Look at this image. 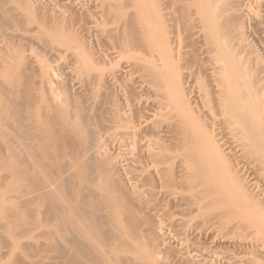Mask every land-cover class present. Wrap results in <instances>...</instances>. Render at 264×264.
Wrapping results in <instances>:
<instances>
[{"label": "bare ground", "instance_id": "bare-ground-1", "mask_svg": "<svg viewBox=\"0 0 264 264\" xmlns=\"http://www.w3.org/2000/svg\"><path fill=\"white\" fill-rule=\"evenodd\" d=\"M3 1H5V2L9 1L10 2L11 0H3ZM22 1H24V3H22L21 1L19 3V0H18L17 3H19V4L17 5L15 0H13L12 1L13 3L11 2V4L17 5L16 11H18L20 8H21V10L23 9L21 12L22 16H23V13H25V12L29 13L31 10H33L34 5H32V7H29L30 4L26 3L29 0H22ZM68 1L69 0H67V2L66 1L65 2L68 3ZM72 1H70L71 4H73ZM83 1L84 0H81L80 2H83ZM110 1H108V2H110ZM112 1L110 3H108L106 0H104V1L100 2V4H98V2H99L98 1L97 4L94 5V7H91V5L86 6L89 3L88 0L86 2L84 1V3H83V4H85L86 7L81 3L85 7L83 9L84 14L83 15L81 14L82 17L83 16L88 17L89 14L92 15V12H90V11L92 9H96V10H98V13L100 12V14L102 16L95 12V13H93L91 18H93L94 14L96 17L99 15V17L103 18L105 20V22L107 23L106 24L105 22H102L103 21L102 20V21H100V23L102 22V25L101 24L98 25V23H99V22H97L98 20L96 19L97 21H93V20H95V18L92 20L90 18V15H89L88 20H87V21H89L91 19L93 22H95V23L97 22V24H95L90 20L94 26L97 25V27H95V28L93 27V29H95L94 31L98 32V33L94 32V34L96 33L95 35H97V34H99L98 36L105 35L106 37L109 38L110 43H108L107 41L106 42L108 44L106 42H104L107 44V45L105 44L107 47L105 48V47H103L105 45H102V47L105 48L103 50L106 51V49H108L106 51V54L109 51V53L111 55V56H109V53H108L109 57H114V56L123 57L124 56L122 58V60L123 59L126 60L125 56H128V55H130V58L133 57L132 61H130V62L125 61L126 63L125 62H124V64L122 63L123 65L120 66L121 69L118 68V71H116L114 73L112 71V74H111V72H109L111 74L109 77H106L107 75L104 74L103 73L104 71L102 72V70H100L99 72H94V70H95L94 67H96V69H98L97 66H99V64L94 63L91 60L90 55L87 54V52H85V51H84L85 53L81 52L82 50H84L82 48V45H79L80 49L82 48L81 51H80V49H77V48H79L78 46H75L76 43L78 44V42L75 43L74 37L78 41V38L76 37V36H78V34L76 36H72V34L77 33L76 31L74 33L72 30L78 26V23H80L81 20L83 21V19H81L82 17L77 16L79 13L78 10L80 8L77 10L78 7L77 8L74 7L75 5H78V3L75 4L76 3L75 2L74 3L75 5H73V6L69 4L70 7L72 6V9L70 10V8H68L69 12H72L73 7H74L73 12H75V8H76V12H77V13L75 12L76 16H74L75 13L73 14V16L71 13H70L71 15H69L67 13L68 12L67 11V7H68L67 5H66L67 6L66 11L67 12H65L63 10V9H65L63 4L61 5V6H63L61 8V10H63L64 12L59 11L60 10L59 8H58L59 10L55 9L59 13H57L55 10H53V12L55 11L57 13V15L55 16L56 18L60 17L59 19H61L63 17V19H64V20L63 19L62 20L57 19L59 21V23H57V24L60 25V23H63L62 21H64L66 23V25H64V26H66L65 28L67 29V31L73 32V33H71V35H70V33L68 34L66 31H65V33L68 35H66L64 33V31H63L64 35L61 34L60 31L62 30V28L64 30H66L62 24H61V26H62L61 29H60V26H58V25H57V27H59L58 29H56L57 27L54 28L53 25H51L52 28H51V26L48 27V28H51L52 30L47 29V26H49L51 24L48 22H50V19L53 20L51 14H50V13H52V10L49 13L50 14L49 17L51 16L50 19H49V17H48V20L46 19L47 18L46 14L48 12L45 14V17H44L45 20L43 18L41 19L42 24L45 23V21L47 20L46 23L48 25L47 24L43 25L46 28L43 27L40 23L36 24V26L38 25V28L35 27L34 24L36 23L35 21L37 20L36 16L38 13L36 15H32L30 13L28 15L25 13L24 14L25 16H23V18L25 17L24 19H26V23L24 22L25 21L24 19H23V22L25 24L29 25V21L30 22L33 21V23H31L35 27V28L33 27L34 28L33 30L35 31V29L37 28L38 29L37 32L40 33L41 36L42 35L45 36L46 41H47V39H49V41L47 43H49V42L52 44L53 43L54 44L59 43L58 45H60L63 48L65 47L66 49H68L67 51H68L69 55H71L69 52V51H71V53H72L71 56H73L72 59H74L75 62L78 64L77 68L79 69V71H81V73H83L84 78L86 77L88 80L90 79V80L94 81L95 84H97L99 88H101V87L105 88L106 90L105 89L104 90L107 91V94H108V92H110V94H112V95L118 94V96L116 97L117 99H118V97H119V99L122 98L124 94L126 95V93L123 92V91H125V89L127 91L132 90V89L131 90L127 89V87L129 85L127 82H125V80L129 79V76H128V78H126V75L137 73L141 76L140 77L141 79L144 77L145 81H146V82L144 81L145 84L140 82L141 79L139 77L136 78L135 75H131V76H134L136 79H139L141 87L143 85L148 86L147 82H149V86L151 84V87L148 86L149 88L152 89L153 88L152 85L155 86L154 89L158 88L157 89L158 93L157 92L156 93H157V96H159V98H155V99H157V100L159 99V102L162 101V103L161 102L160 103L163 104L166 108L164 107V109H161V110L163 111L166 109L165 111L169 112V114H170L169 115L168 113H166L164 111L163 113H166V114L162 115V113L158 112L164 118V120L166 118H168L164 122V123H166V126H163L165 124H163L162 126L159 125L160 127H164L165 131L163 128H160L161 130H159V131L160 132L163 131V134H169V135L173 134V133L174 134L172 137H170L171 135L165 136L161 133L162 135L160 137L164 136L166 138L163 137L164 140H161L160 144H156V145H160V147L159 146L154 147L155 149L152 150V147H153L151 145L152 143H149V142L152 141L155 144V142H156L155 140L158 141V139H159L158 133H160V132H156V131H155L156 134H158V135L155 134V137L157 136L156 139L154 141H153V139L152 140L150 139V138H152L151 136L154 137L153 131H154V129H156L155 127L157 126V124L155 125L154 129H152V133L149 135L148 133H150L151 131L148 132L149 131L148 127H146V128H148V131H147L148 133L146 132L145 127H143V129H145L144 131H140V129H142L140 126L141 125L140 123H138L136 121L138 123L137 124L138 128H139L138 129L135 126L136 124L134 125L135 122L133 123V121H131L130 119H126L128 121L129 120L131 121L130 123H128V121L126 123H128L129 125L133 123L132 127L135 126V128H137L140 132H143V133L139 134V133H137V132H139L137 130H136L137 132L135 130H134L135 132L130 131L131 129H133L130 127L131 126L130 125L128 128H125V130L127 132L125 131L123 134V131H122V135L123 136L127 135L126 137H128V136L131 137L132 140L131 139L130 140L132 141V143L129 141L130 144H134L133 142H135L136 143L135 145H137V147L135 145L134 146L137 149H139L138 148V146H139L140 147L139 150L143 151V153L141 152L143 154L142 158L139 159V157H138L137 159L140 160L141 162L146 161L147 164H150L153 166L154 170H151L153 168L152 167L150 168L149 167L150 165H148V169L150 168L148 171L147 167H146L147 166L146 163H143L145 165L144 166V165H141L142 163H140V161L135 162V160H134V164L137 163L139 166L138 165H137V167L135 166L136 168L134 166L133 167L138 172H140V174H138V180L136 179L137 177L135 175H134V180L135 181L137 180V182L139 181L144 186L142 185V189H140L141 187L138 185L139 187H137L136 190L133 189V191H134V192H132L133 194L128 193L129 195H132L133 197L126 195V193L123 192L124 188L121 189L122 186L118 187L119 189L117 187L114 188L115 187L114 185L118 183L117 180H119V177H121L120 175L118 176V179L115 177H112L113 179L116 180L115 182L113 181L114 187L111 186L112 183L111 184L108 183L110 185V188L118 189L117 191L114 190V192L112 189L111 194L115 193V195L112 196L109 191H108L109 193L107 192V188L108 189H110V188L107 184H104V182L107 183L106 181L101 180L102 178L104 180L106 179L107 176L105 177L104 175L99 176V178L102 177V178H100V180L102 181L101 185L104 184L105 186H101L102 188L100 187V189L98 191H94L95 189L92 188L93 189V191H92V189L88 188L89 184L91 186L90 178L87 181H85L86 178H88V176L86 178H84L86 175L83 176L82 174L90 175V173H92V171H93V173H92V175H93L95 172H97L96 169H98V172L101 174V171L103 169L105 170V169L109 168L108 172L111 170L112 171L114 170L113 172L110 173V175L112 176V173L115 174L117 172V169H118V168H116L117 162L113 161L115 163L112 162L113 163L112 165H115V166L112 167V165L110 166L111 162L109 164L107 163V162L112 161V160L101 159V158L99 159L98 158V155H100L101 152H99V150H98L99 148H97V152H99V153H97L95 151L96 150L95 146H97V144H95V143H99L102 135L100 138H98V141H97V138L95 137L96 136L95 131H94L95 135L93 134L95 138H93L92 134H90V135H92V138H91V136H89V134L87 135L85 126H84L83 122L81 121V118L70 117L71 113L74 114V112H72V111L69 113V111L66 109V111H64V113H63L60 108L59 109L61 111L57 108L54 110L52 109L51 111L49 110L47 112L45 110V107L43 108V105L45 103H47V100H46L47 98H46V95L43 96V95L37 93L38 89H40L37 86V84L39 85V83H37V81H39L38 78H41V79L44 78L43 80L50 78V71H49L50 67H47L44 64L45 66L42 65V67L40 69V66H38L37 69H39V70H37V71H39V72H36L37 74L35 73L36 75H34V77H33V75H31L32 73H30L28 75L27 72L30 71L29 69H32L33 67H35V65H36L35 63L38 62V61H36L37 59H34V57L32 55H30V53L28 54L29 56L26 55V53H24V55L22 56V53H23L22 51H21V55H19L20 50L14 49L15 52L12 51L10 53L9 51H11V50H8L10 48H7V50L5 49L4 53L7 51L10 53V55L12 54L13 56H15V54L17 53L16 55H18V56H16L15 58H12L8 55L10 57V59L7 56V58L9 60H7V58H6V61H5V57H6L5 56L6 53H5L4 54L5 57H3L4 60H2V62L3 61H5V62L3 64H2V62H0L5 67V69L7 68L5 70L1 67L2 69H0V80H1L0 82L2 83V85L4 87H6L8 89V91H6L7 89L3 90L6 92V94H5V92H3L2 96H0V264H43L46 261L47 257H45V255H44L45 248H44V245H42V243L40 242V238L43 234L41 235L40 231H41V229L44 228L43 226L46 225V223L48 221V220L47 221L44 220V221H46V223L43 222V219H45V217H43V216L48 215L45 211L47 209L50 211L54 209L55 213H56L55 209H57V213L58 214L60 213L62 216V218H60V219H62L66 223L72 224L71 229L73 231H71V232H74V236H75V233H76V235L78 234L77 236L79 237V241H80V236H81V238L84 240L83 242L86 243V245L84 243H83V245L85 247L88 246V248H87L88 250H86L84 248V251L86 252V253L85 252L83 253L84 255H86V258L84 259L85 261L83 260L84 261L83 262L80 259L83 264H168L167 263L168 260L166 261V263L163 261V259H162V261L164 263L160 261L161 259H159V258H161L162 256L160 257V255H159L160 251H158V249L156 247H154V248H156L157 250L154 248H151V247L155 246V243L153 241L152 242L154 244L151 243V241H149V243L146 242L147 246H150L149 248L146 246V244L144 246L142 245L145 243V240L148 238L147 235H145V233H147L148 235L150 234L149 236H151V233H149L148 231L151 228V226L154 227V224H153L154 220H153V216H152V218H150V219H152V221H149L150 219L148 220L147 216H144L145 217L144 218V217L140 216L139 214L142 213V215H144V214L148 215V216L151 215L152 214L151 212L155 211V209H156L155 205L159 201V199L160 200L163 199L164 202L166 201V203H167L168 199L170 198L171 202L168 201L167 204H169V202H170V203L176 204L177 206L178 205L181 206V204H183L184 202H189L188 204H190L191 206L194 205V209L196 211V212L193 211V206H192L193 212L191 211L192 212L191 215H193V213H197V212L201 213V215L203 213V215H204L205 212L207 213L206 210L210 211L209 208H211L213 205L215 206L213 208L214 212H215V210H217L219 208L218 206L220 205L223 208L220 207V209L218 211L219 214L218 213L214 214V217L212 216V218L215 220V215H217V217H218V215H219V217H220V215H225V217L227 216L230 218L229 219L226 217L230 221H232L234 218H235L234 221H236L237 219L241 220L242 218H245V219H242L245 221L246 216L245 217L243 216L244 215L243 212H246V211H244L243 209H245V210L247 209L246 207L248 206V203L250 201H251L250 204L254 205L253 208H255L256 203L260 202L259 199H256L259 202L255 200V198H257V197L253 198L256 202L252 199L248 200L251 197L248 198L249 196H248L247 192H250L253 190H249L250 188H246V183L243 184L241 182L243 180V178H242L243 176L242 177L239 176L240 175L239 171H241V170L243 171L244 169H242V168L246 167L247 164H250V166H252V168L254 166V168L258 169V171H260V172L262 171L260 173V176L264 177V175H263L264 174L263 173V171H264V100H263L264 95H262V93H260L258 91V89L261 87L260 85H259L258 89H255L256 86L258 87V83L260 84V82H264V80H261L262 78H264V76L261 77L262 74L260 75L258 73L259 71H262V70L261 69L258 70V68H257L258 66H257L256 67L257 69H255V70L256 71L258 70L256 73H258L260 75L261 78H258V79H260L261 81L258 83L256 82L257 81V80H255L256 77H259V76H257L258 75L257 74V75H255L256 76L255 79H254V77L250 78V81L252 79H254L251 81V83L247 82L249 79L248 77H250V76L252 77V75L256 74L254 69L253 70L251 69V67L255 68V66H253L254 63L252 64L251 63L252 61L250 59H249L251 61L250 63L252 64V66H251V64L249 65V62H248V65L250 66V68H248L247 65H243L244 64L243 61H245V63H246L248 61V59L247 60H245V59L248 56H251L253 52L250 53V51H251L250 48H249L250 51L248 48H247L248 50H246L245 47H247L248 45L245 44V46L243 45L244 47L243 46L242 47L246 50V52L249 51L250 54H248V52L247 53L244 52L242 50L243 48L240 46V48L242 50L241 52L245 53L244 55H247V56H244V58H245L244 59L242 56L243 53L240 55L239 54L240 51H239L237 54V56L239 55V57H237L236 54H234L233 52L235 50V53H237L236 50H238L240 48L237 49L238 46L236 44L234 45V44L230 43V42L235 43L234 42L235 40H231L229 42L230 39L236 38L238 36L237 34H239L237 32V29H236V32H235L234 28H233L234 30L230 29V25H232V23L234 24V21L237 20V19H235V18H237L235 16L239 12H240L239 14H241V12H242L241 18L242 17L245 18L244 14H246L249 11V9H248V11L246 10L247 9L246 7H248L250 3L247 4L248 6L247 5L242 6V3L240 5V3L237 2L239 4L240 8L242 6V9H240V10H243V7H245L244 11L246 10V12L244 13L243 11H240V10L237 11L239 9V8H237L238 4L237 3L233 4L234 2H236L235 0H226V1L220 0V2H219V0H214V1L212 0V2H215V3H212L211 0H208V2H204L207 0H190V4H188L186 2V1L189 2V0H129V4H126L124 2V0L123 1L120 0L123 4L122 3L120 4V2L118 0H116V1L119 2V4H114L116 1L115 2L113 1V3H112ZM125 1H127V0H125ZM216 1H218V3ZM228 1H232L231 4H233V6L230 4L229 7L230 8H233V7L237 8V10L235 9V11H234V8H233L234 12H232V9L229 11L230 8H228V10H227V7H226V8H224V10L226 9L227 11H229L230 13L232 12V13L229 14V12L225 11V13H228V14H226L227 16L225 14H222L223 15L222 16L221 13L222 12L224 13V10H221L220 12H218V11H219L220 7L228 6V5H226V4L230 3V2L228 3ZM242 1L240 0L239 2H242ZM246 1H247V3L249 2L248 0H245L243 2H246ZM260 1L261 0L257 1V3L258 2L260 3ZM65 2H63V3H65ZM91 2L94 3V1H91ZM95 2H96V0H95ZM177 2H179L181 4V6H179V5L176 6L178 4ZM199 2L202 3V5H200V7L203 6L202 8L204 9L205 8L204 6H206V10L208 9L207 12H206V10L204 11L206 13H203V12H201V11H203V10H201L202 8L201 9L199 8V15L202 16V18L200 19V17L197 14L199 19L201 20V21L199 20L200 21L199 24L201 25V22L205 23L204 26L206 28H208L207 30L209 31L210 30L209 27L211 26V28H213V23L215 22V25H214L215 29L213 28L212 29L213 32H211L212 31L211 30L209 32L210 34H207L208 33L207 30L202 28L203 27L202 25L199 26V27H201L200 30L195 29V28H198V26H196V24L199 25L198 24L199 21H198V18L196 17V15H193V12H194L193 9H195L194 8L195 5H196L195 6L196 8L199 7ZM124 3L127 6V8H129V9L131 8L129 12H123V10H128L125 7ZM203 3H206V4L209 3V4L204 5ZM219 3H221L223 5L220 6ZM262 3H263V0H262ZM27 4H29V5L27 6ZM31 4H33V2ZM113 4L115 6L124 5V7L126 9H124V8L122 9L123 6L121 8L118 6V9L120 8L122 11L116 12V10L119 11L120 9L118 10L116 7L115 10H113V8L115 7ZM82 5H79V7H81ZM61 6H59V7H61ZM207 6H208V8H207ZM172 7L173 8L175 7L174 8L175 13L172 11V10H174V9H172ZM252 7H254V5ZM132 8H133V10H132ZM249 8H251V7H249ZM259 8H261V7H259ZM28 9H29V11H28ZM38 11H40V10H38ZM80 11H81V13H83L82 9ZM60 12L63 13L62 17L58 16V14L60 15ZM195 12H198V9H197V11L195 9ZM235 12H236L235 16L232 15ZM64 13H65V15H64ZM66 13L68 14L67 16H66ZM252 14H254V13L252 12ZM229 15H232L233 18L230 19ZM32 16H35L36 18H34ZM193 16L196 17L197 19L193 18ZM224 16L226 18H229V21L233 20V22L230 21L232 23H229L228 19L226 20L227 22H225L224 19H226V18H223V19L221 18ZM39 17H40V14H39L38 18ZM41 17H43V15ZM76 17L77 18L80 17V19H81V20L79 19L80 22ZM87 17H85V18L87 19ZM258 17H259V15H258ZM56 18H54V19H56ZM217 18L218 19L221 18V19L219 21H217L218 20ZM238 18H240V16H238ZM195 19L198 21L196 24H195V22H196ZM255 19H256V17H255ZM43 20H44V22H43ZM73 20H75V22H76L74 24V25H76V27L72 24V22L74 23ZM222 20L225 22V24L228 25L227 27H229L228 31L226 30V33H225L226 35H224L223 33L225 32L224 30L227 28L225 27V29H224L225 24H224V22H222ZM55 21L53 20V22L56 24ZM87 21L85 24L79 25L81 27H79L78 29H79V31L82 30L81 32L85 31L86 33H88V31H89L90 32L89 34H92L91 31H93V30H91V28H90V27H92L90 25L91 23L89 24L90 21L89 22H87ZM38 22H40L39 19H38ZM220 22L223 24L222 27L219 25V24H221ZM243 22H245V21H243ZM103 23H104V25H103ZM257 23H258V21H257ZM80 24H82V23H80ZM40 25H41V27H39ZM218 25H219V29L223 28L222 30L224 32H222L221 29H220L221 31H219V29H216V27L218 28ZM261 25H262V23H261ZM179 27L181 28V30L179 29ZM232 27H234V25L231 26V28ZM40 28H42V30L43 29H46V30H43V32H42L40 30ZM53 28L56 30H54ZM177 28L180 30L181 33L183 31V34L185 37H183V36L181 37V36L177 35V33L179 32V30H176ZM31 29H32V26H31ZM76 29H74V30H76ZM229 29L233 30L232 31L233 33H228L230 31ZM39 30H40V32H39ZM173 30L178 31V32L175 33ZM201 30L204 31V33H206V35L203 32H201ZM214 30H216V31H214ZM172 31L178 37L182 38V39L180 38L179 40H178V38H176V40H177V41H175L176 46L171 44L172 42L174 43V41L171 40L172 36L173 37L176 36V35H174V33H170ZM214 32H216V33H214ZM169 33L172 35H169ZM202 33L204 34V36L207 37V38H205V41H207L209 38L214 39V40H212L213 46H215V48L217 49V51H215L216 50L215 48H214L215 50L209 49L208 47L210 45H206L207 42L204 43L205 41H203L202 43L205 46H208V47H206V50H207V48L209 49V51L207 50L208 52L206 50H204V52H203L204 55H205V52H207L206 57L210 53L211 55L215 56V57L212 56V58L214 57L213 60L218 61L219 59H218L217 55H219V54L221 55V53H219V51L221 52L222 50H224V52L222 51L224 53V54H222V56L225 59L220 57L219 62H216V63L221 64V66H218V64H217L219 69L216 66V63L211 59L210 55L208 56V57H210V59L208 58L206 60H208L209 62L213 61L215 63V64L213 63L215 66H213V65H212L213 67L211 66L213 69L209 68L212 63L209 64V66L205 67V65H208V64H206L207 62L204 63V60H202V59H201L202 62H200L199 61L200 58L196 56L197 55L196 53H194V52H196V48H200V46H201V48L205 47V46H202L203 44H201V43H200V46L197 47V45H199L200 40H202L201 38L203 37V39H204V36ZM211 33H214V34H211ZM227 33L230 34L229 40H226L228 38ZM198 34H200V36ZM222 34H223V36H222ZM180 35H182V34H180ZM197 35H198V37H201V35H202V37L199 38L200 40L197 38V40H199V42L194 39ZM207 35L208 36L212 35L214 37L209 36V38H208ZM240 36H242L241 33L239 34L238 37H239V39H243V41L241 40L243 43L244 38H243V36L242 37H240ZM224 37H225V39H223ZM256 37H257V35H256ZM168 38L171 40V42H166V40ZM169 39L167 41H169ZM210 39L208 40L209 43L211 41ZM71 40H73L74 42L72 41V43H71ZM187 40H190L191 42L197 41V42H195L197 44L195 45V43H193L194 46L191 47V48H193V50L190 48L193 51V54L190 53L192 51L189 49V47H188V49L190 51L187 50L188 53L185 50V49H187L186 48L187 45L190 46V43L189 44L186 43ZM190 41H188V42H190ZM79 42H80V40H79ZM100 42H102V40ZM184 42H185V44H184ZM69 43H71V46ZM73 43H75V44L73 45ZM165 43L167 46L165 45ZM228 43L230 46L228 45L226 49H228V47L230 49H232L235 46H237L236 49H234V50L232 49V51L230 50L231 52L230 51L227 52V50L225 49L224 46H226ZM72 45H73V47H72ZM232 45H234V47H232ZM10 46H8V47H10ZM108 46L110 47V49L108 48ZM13 48L14 47H12V49ZM210 48H213L212 43H211ZM66 49H65V51H66ZM168 49H171V50L173 49L174 52L176 51V53H177L176 56L172 55L173 56L172 57L171 54H173L174 52L170 53V50H168ZM194 49H195V51H194ZM166 50H168V51H166ZM18 51H19V53H18ZM211 51H213V52H211ZM156 52H158V53H156ZM166 52H168L170 54V57ZM215 52H217V55ZM226 52L228 54L230 53L231 56L228 57V54H227L226 55L227 57H226L225 56ZM136 53L137 54L143 53V55H147V56L149 55L150 57H148V58H150V59L144 58L147 56L143 57L142 54L137 55ZM103 54L105 55V52ZM188 55L191 56V58L193 55H194L193 58H195V56H196V58H198V61L194 62V61H196V58L190 59V57ZM19 56L20 57L22 56V58L20 60H22L24 62L23 64L18 63V61H20ZM105 56L107 57V55H105ZM186 56L190 59V61L193 60L192 62L195 63V68L198 64L203 65V63H204V66H202V68L205 67L203 69V71H206V68L210 69V70L208 69L209 71L207 70L206 72H210L212 70L210 72V75L207 74L208 76H211V77H212V75L214 76V74H212V73H214L218 69L217 71H218L219 75H217L218 73H215L214 78L216 79V77H217L215 84H219V85L215 86V90H213L214 88L212 89L213 85L211 86L210 84L212 83L213 80H215L213 77L211 78V81H209L210 84H207V86L210 85L209 88H211L212 93L207 92L209 90V88L207 86H206V88L208 90H205V88L203 87L205 85L202 84L203 86H201V84L200 85L198 84V86H201L204 88L205 91L203 92L204 93L203 94L202 90L200 91L201 87H197V85H195L196 83L194 84V86L197 87L198 92H196V88H194L193 90L195 91V93L193 95L195 96V99H194L195 101L198 99V107L201 104H205V106L209 105L208 107L212 108L210 111L206 107V109H208V112H206V110L203 109V108H205L204 105L201 106L202 108L197 107V110H199V111L202 109L205 110V112L208 114V115L206 114L207 120L203 119L201 117V116L205 115L204 112H200L201 116L200 115L198 116L199 113L196 111L198 113L197 114L194 111L196 109H194V110L191 109V107H190L191 104L190 105L188 104L189 106L186 105L187 103L185 101V98H186V95L188 93L187 90L191 89L190 88L191 85L193 88V84H191V81H192V79L194 77V73H195V72L191 71L192 70L191 68H194L193 67L194 64L192 66L190 64V62L188 61V58L186 59ZM3 58H1V56H0V59H3ZM216 58L218 60H215ZM235 58L237 60H235ZM184 59H186V61L189 62L188 66L190 67L191 70L189 69V67L187 68V66H186L187 62ZM238 59H239L240 65H236L235 61H237V63H238ZM240 60H241V62H240ZM175 61H176V63H175ZM198 62H200V63H198ZM95 64H98V65L96 66ZM74 65H76V64H74ZM14 66L17 67V69L23 70V72H19V73L16 72L15 71L16 69H14V70L12 69V68H14ZM242 66H244V67H242ZM184 67L189 69L191 72L190 71L187 72L188 71L187 69H185V71H186L185 72L183 70ZM214 67L216 69H214ZM245 67L247 68L248 71L247 70L246 71L249 75H247V73H245L244 75L248 76L247 77L248 79L244 78L246 76H243L242 78L238 79V77H241L242 76L241 74H243L245 72V71L243 72V70H241L242 73L240 74L241 71L238 68H240V69L244 68V70H245ZM199 68H201V66H199ZM250 69L252 72H254V73H252V75H251V71H249ZM196 70H199V71H197V73H195V74H198V72H199V74L203 75L204 72L201 73L202 69L200 70L197 68ZM91 71L94 73H92ZM193 71H194V69H193ZM26 75H28V76H26ZM83 75H81L80 78ZM202 75H200L199 77H201ZM205 75H206V73H205ZM205 75H203L202 78ZM207 75H206V80L210 78V77L208 78ZM263 75H264V73H263ZM47 76H49V77H47ZM218 76H220V78ZM45 77H46V79H45ZM196 77H198V76H196ZM131 78L132 77H130V79ZM136 79L134 82L137 83L138 81H136ZM186 79H188V82L191 79V81L188 83V85H190L189 88L187 87V83H186L187 80ZM194 79H195V77H194ZM245 79H246V81H245ZM43 80H40L41 83H43L42 82ZM143 80L144 79H142V82H143ZM203 80H205V77ZM84 81H86V80H84ZM183 81H185L184 85H186V86H184L182 84ZM200 81H198V82L200 83ZM242 81H244V82L242 83ZM46 82H47V80H46ZM94 82H93V84H94ZM193 82H195V81H193ZM252 82L256 83V85L254 86V83L252 84ZM41 83H40V85H41ZM121 83H122V85H121ZM131 83H133V81L132 82L130 81L129 87L133 88L132 86L135 83H133L132 85H131ZM123 84H124V86L126 85L125 88H124ZM212 84H214V81ZM263 85H264V83H263ZM183 86L185 89L187 87L186 93H183L185 91V90L183 91V89H184ZM252 86H254L255 91H254ZM0 87H1V85H0ZM36 87H38V88H36ZM141 87L139 86V89H142ZM216 87H218L219 90H217ZM137 88H138V86H137ZM137 88L135 87V90ZM144 88H145V86L143 87L142 90H144ZM198 88H199V90H198ZM263 88L264 87H262L260 89L263 90ZM36 89H37V92H36ZM48 90H49V92H51L50 94H52L53 89L52 90L48 89ZM135 90L133 89L132 90L133 92H131V93L133 94L135 92ZM147 90H148V88H147ZM151 91L150 92L152 94L155 93V92L153 93V89ZM154 91H156V90H154ZM189 91H191V90H189ZM194 91H191V92H194ZM214 91H216V93L218 95H216V93H214ZM206 92L211 93L212 95L214 93L215 97L212 95H211L212 96L211 97L209 94H206ZM255 92L257 93V95L260 94L261 97L257 96ZM258 92H259V94H258ZM263 92H264V90H263ZM120 93L123 95L121 96ZM129 93H128V95H129ZM131 93H130V95H131ZM182 93L185 95V97L183 96ZM197 93L200 95L198 96ZM110 94H109V97L111 98L112 95L110 96ZM119 94H120V96H119ZM106 95L103 99L107 98ZM209 96H210V98H213V99L212 100L209 99ZM114 97H112L111 99L107 98L105 100H107V101L113 100V99L115 100L116 98H114ZM125 97L128 98L129 96L126 95ZM262 97H263V99H262ZM130 98H131V96H130ZM122 99H124V98H122ZM128 100H129V98H128ZM128 100L124 99L125 102ZM194 100H192V101L194 102ZM209 100H211L210 102L213 103L212 104L213 106L210 105ZM54 101H56L55 96H54ZM54 101L52 98L51 102H54ZM64 101L65 100H63V102ZM103 101L101 100L99 102L101 103ZM107 101H104V102L106 103ZM113 101L112 102L110 101L111 103L107 102V103H110V105L107 104L108 105L107 107L109 110V107H112L111 104L113 103L112 105H113V108L115 107V109H111V110H113L115 112V113L114 112L113 113L116 115L113 114L111 116L110 114H108V112L110 110L108 111L106 109L107 108L106 105L103 103L101 105L104 106V107L102 106L104 108V111L105 110L108 111L107 113L105 111V113L110 115V118H112L111 120H113V118H114V120L116 119L119 121V119H123V117L118 118L122 114L120 113L121 111L120 112L116 111V107L119 106V104L121 103V100H120V102H118V104H116L115 101L114 102ZM184 101H185V103H184ZM192 101L188 102V100H187L188 103H192ZM128 102H129V105H131L132 107L134 106L132 103L130 104V100ZM156 102L158 103V101H156ZM160 103L158 105L159 108H160V106L163 107L162 105H160ZM195 103L197 104V102H195ZM195 103H193V104L195 105ZM55 104H57V103L55 102L54 105ZM136 104H137V102H136ZM193 104H192V106H194ZM40 105L42 106L43 110H45L46 112L41 109ZM66 105H68V104H66ZM122 105L120 104L121 107H118V108L121 109ZM137 105H135V106H137ZM138 106H140V105H138ZM38 107H39V114L37 112ZM53 107L55 108V107H57V105L53 106ZM103 108H102V112H104ZM136 108H138V107H136ZM143 108L146 109V107H143ZM194 108H196V107H194ZM142 109L140 108L141 111H144V109L143 110ZM24 110H25V112H24ZM40 110H42V111H40ZM134 110H135V108H134ZM149 110H150V108H149ZM192 110L194 112H192ZM52 111H54V112H52ZM125 111H127V109ZM153 111H154V109H153ZM42 112H44L43 113L44 115L43 114L41 115ZM65 112H68V113L66 114ZM78 112H79V110H78ZM111 112H109V113H111ZM122 112H123V110H122ZM13 113L15 115H20V117L18 118V116H17V118H18V119L16 118L17 120L15 118L13 119V116H14ZM194 113H196L197 115ZM201 113H203L204 115H202ZM11 114H13V115H11ZM76 115L77 114H75V116ZM124 115L125 114L123 113L122 116H124ZM166 115L167 116L169 115V116L167 117ZM71 116H74V115L71 114ZM164 116H166V117H164ZM14 117H16V116H14ZM126 117H128V115ZM10 119H13L16 121L12 122L13 120H10ZM139 119H140V116H139ZM148 119H149V117H148ZM149 120H151V119H149ZM149 120H148V122H149ZM41 121H43L42 122L43 124L41 123ZM115 121H113V123H112V124H114V128L119 129V128H123L124 126H126V124L125 125L120 124L118 126V124L120 122H118L117 126H116L115 123L117 121L116 122ZM124 121H125V118H124ZM163 121H161V123ZM207 121H208V123H207ZM140 122L142 123L141 120H140ZM152 122H153V120H152ZM152 122H151V124H153ZM204 122L207 123L206 128H205ZM97 124H99V123H97ZM44 125H46V126H44ZM122 125H123V127H121ZM144 125H146V123ZM153 126H154V124H153ZM159 126H157L158 129H159ZM106 128H107V126H106ZM109 128H110V126H109ZM100 129H102V128H100ZM95 130H97V129L95 128ZM150 130H151V126H150ZM129 131H130V133H129ZM91 133H92V131H91ZM144 133H146L145 134L146 136L148 134V136L150 137V138L148 137V139H150V141H148V139L146 138ZM102 134H103V132H102ZM135 134L139 138L138 141L136 140L137 139L136 136L134 137ZM56 135H58V136H56ZM59 135L61 138L62 137L63 138L62 139L59 138ZM55 136L57 137V139L59 138L61 141H59V139H58V141L55 140V138H56ZM80 136H81V138H82V136H84V137L89 136V138H91V140H90L91 142L88 140V137H87V139L83 138L84 139L83 141H81L82 139H80L81 142H77V141L75 142V140H73V139H77V137L80 138ZM51 137H52V139H50ZM53 137H55V138H53ZM130 137L124 138V142L127 143L128 142L127 140ZM132 137H134V139ZM168 137H169V140L171 138V140H170V141H172V142H170L171 144L168 142L169 141ZM47 138L52 140V142L48 139L50 141V143H46V141L49 142L48 140H46ZM120 138L121 137H119V140H120ZM145 138H146L145 141H147L151 145L150 146L146 142L147 146L146 145L145 146L148 148L150 146V148H149L150 150L147 148L145 150H143L145 148L143 146L145 144V141H144ZM29 139H30V141H33V143H34V140L38 139V140H36V141H38V143H34V144L36 146L38 144V147L40 146V151L43 148L42 151H44V153L41 151L40 152L41 155H37L39 153H37L35 155L37 150L34 151V149H36L37 147L32 142L29 143L28 142ZM31 139H33V140H31ZM95 139H96V141H94ZM105 139H103V140L101 139V141H104V142L102 143L100 141L101 142V143H99L100 145L98 144L99 147L102 145L101 146L102 149L100 147V150H103V147L108 146L109 145L108 143L112 144V142L110 141V138H108L109 140L107 139L108 143H107V141H105ZM115 139H116V137H115ZM165 139L168 140L167 141L168 143L166 142L165 144H167V145L169 144L168 146L165 145V147L168 148V147H170V145H172L174 143L178 146V148L180 150H181V148H183V149L181 151L178 149L179 152L177 150V154H176L175 152H176L177 146L176 145L174 146V144H173L170 147V149H172L174 147L173 151H171L169 148H168V150H169V152L170 151L173 152V153H171V155L172 154L173 155L176 154V155L175 156L169 155L170 153L165 151V149L163 148L164 145L162 144V141L165 142ZM72 140H73V142H72ZM142 140L144 143L142 142ZM26 141L28 142V144H31V145H27ZM41 141L45 142V143L43 142L44 145H43V143H40ZM92 141L94 143H92ZM113 141H114V139H113ZM116 142H117V140H116ZM121 142H123V139ZM104 143L108 144V145H104ZM32 144L34 146H32ZM161 144L163 145V147L161 146ZM29 146H32V147H29ZM92 146L95 147L94 151L98 155L96 153H95L96 155L94 153H92V151H93ZM224 146L228 147V149H227L228 152H227V150H224V148H225ZM37 149L39 151V148H37ZM54 150H56V151L54 152ZM88 150H92V151H90V154H92V155L94 154L95 156H97L94 160H96L97 158L100 161L104 160L103 164H102V161L98 162V163H96V161H95L96 164H94V162L91 161V160H93L91 158H90V160L88 158L89 161L87 162L85 159L88 157V154H89L87 152ZM139 150H137V151H139ZM146 150H148V151L144 153V151H146ZM156 150H158V151H156ZM174 150H175V152H174ZM46 151H48V152H46ZM132 151H134V150H132ZM140 151H139V154L137 153L138 155L141 154ZM81 152L82 153L85 152V154L88 153L86 155V158H84L82 156L83 154L80 155ZM70 153L74 154V156L80 155L85 160V163H84L83 162L84 160L80 161L82 159L80 157H78V160H79L78 162H80L79 164L82 165V167H80L81 170L77 169L78 165H79V164L77 165L78 162H77V160H75L77 157L76 158L74 157L75 159L72 158L73 155H71ZM66 154H70V156L73 160L71 159L72 161L68 160L67 162H63V160H60V157L61 156L62 157L67 156ZM101 154L104 155V153H101ZM70 156H69V158H70ZM89 157H91V155ZM100 157H101V155H100ZM111 157H113V156L111 155ZM102 158H103V156H102ZM143 159H144V161H142ZM124 160H126V159H124ZM105 161L107 163V166L109 165L108 167L105 165L106 163L104 164ZM120 161H122V160H120ZM90 162L92 164H94L95 166L99 163H101L102 165L100 164V165H98V168L97 167L95 168ZM83 163H84V165H83ZM89 163L93 166L92 171L88 167V166H90V165H88ZM242 163H245V164L242 165L241 169H239L240 168L239 166ZM118 164H117V166H118ZM103 165L106 166V168L100 167ZM127 165H129V164H127ZM132 165H133V163L131 165H129L128 168L126 167V170L129 169V167ZM235 165H238L239 168L238 167L236 168ZM143 166L146 168H144ZM114 167H115V169H114ZM133 167L132 168L130 167L129 170L134 173L135 169H133ZM67 168L69 169V171H67L68 170ZM101 168H103V169L101 170ZM247 168H248V166H247ZM247 168L245 170H247ZM252 168H250V169L248 168L250 173L253 172V175L250 174V176L252 175L253 178L254 177L256 178V176H259V175H257V174H259V172L256 169H254V168L252 169ZM144 169H146V170H144ZM236 169L237 170L239 169V170L237 171ZM65 170H66V173H65L66 175L70 172L71 173L68 174V176H66L64 174ZM87 170L88 171L90 170V173H86ZM250 170H253V171H250ZM254 170H256V173H255L256 176L254 174ZM73 171H74V173H73ZM106 172H107V170H106ZM99 173H96V176L99 175ZM102 173H104V172H102ZM176 174H178V175H176ZM110 175L107 178L111 177ZM78 176H80V178L83 180L81 181V179ZM81 176H83V178ZM115 176H116V174H115ZM130 176H132V174H130ZM77 177L80 179L79 184H78V181L77 182L74 181V180H78V179H75ZM204 177L206 178V180ZM129 178H131V177H129ZM261 178H259L260 180L259 179H257V180L261 181V183H262L264 180H263V178L262 179ZM72 179H74L73 181L75 183L72 181ZM113 179H111V180H113ZM203 179L205 180L204 184H203V182H204ZM106 180L110 181L108 179H106ZM132 180H133V177H132ZM134 180H133V182H134ZM88 181H89V183H88ZM96 181L97 180H94L95 183H96ZM71 182L74 183L73 184L74 187L76 186V192L74 191L75 193L73 194L75 197L69 191L73 187V186L71 187V185H72V184H70ZM85 182H87L88 185H87V183L85 184ZM137 182H136V184H138ZM243 182H244V180H243ZM76 183H77V185H75ZM254 183L256 184V181H254ZM68 184H70V188L68 187V189H67ZM98 184H100V181H97L96 185H98ZM134 184L135 183H133L132 186ZM263 184L264 183H262V186H263ZM204 185H206V187ZM226 185L228 187H226ZM252 185H253V183H252ZM249 186H247V187H249ZM97 187H99V185ZM133 188H135V187H133ZM127 189L129 190L130 188H127ZM223 189H225L226 191ZM66 190L69 191L67 193H70L74 198L73 199L74 201L69 202L68 205L63 204L65 201H63V203H61V200L63 198L61 197V195L59 196V192L65 194L64 191H66ZM83 190L84 191L87 190V192L85 193ZM125 190H126V188H125ZM185 190H186V192L188 190H190L192 193L191 196H190V194L187 195L189 193V191L187 192V194H185L186 193ZM110 191H111V189H110ZM131 191H132V188H131ZM181 193L184 195H187L189 197L183 196ZM63 194H62V196H63ZM229 195H231V196H229ZM233 195H236V196H233ZM72 196L69 195L70 198ZM87 197L89 199H87ZM233 197L235 198V200L232 199ZM70 198H69V201H72V200H70ZM165 198H166V200H165ZM86 199L90 200V201H87ZM155 199H157V201ZM154 201H155V203H154ZM243 201H244V203L246 201V203H245V204H247V205H245L246 207L240 206L241 204H244ZM252 201L255 204L252 203ZM263 201L261 203H263ZM161 202H163V201H161ZM161 202L159 201L158 202L159 204L157 203V205L160 206ZM67 203H68V200H67ZM234 203H235V205H233ZM261 203H259L257 206L258 210L256 208L255 209L257 211V214H259V215L261 214L260 215L261 218L263 217V219H264V216H262L263 210L261 207V205H262ZM173 204H169L168 206H166V204H165L164 206L169 207L171 205V208H173L172 207ZM215 204H218L217 209H215L216 208ZM176 205H174V206L176 207ZM196 205L198 208H195ZM45 206L47 208L43 209V208H45ZM55 206H56V208H55ZM161 206H163L162 203H161ZM180 206L177 208L179 209ZM185 206H186V204L184 205V207ZM184 207H183V209H184ZM242 207H243V209H242ZM171 208H168V209H171ZM173 209H175V208H173ZM186 209H187L186 215H188L190 213V212L188 213V211H189L188 209H191V208H189V205H188V207H186ZM186 209H185V211H186ZM213 209L211 208V210H213ZM263 209H264V207H263ZM158 210L156 212H158ZM180 210H182V209H180ZM249 210L252 213L253 209L251 207L249 208ZM50 211H48V212H50ZM183 211L184 210H182L181 213L184 215L185 213H183ZM256 211L255 212L253 211L254 212V214L252 213L253 217H255V215H257ZM258 211L259 212L261 211V213H258ZM214 212L211 211L210 213H207V214H209V216H210V214L213 215ZM250 212H246L248 214V216H249ZM51 213H52V211L50 212V214ZM100 213H104L103 216H101V218L99 216V218L102 219V217H103L104 218L103 221L106 220V222H105L106 225L104 224V222L102 220H101V222L99 220V223L95 222V221H97V219H98L97 216ZM178 213L180 214V212H178ZM206 213H205V215H206ZM246 213H245V215H246ZM159 214H160V212H159ZM159 214H157V215H159ZM168 214H170V213H168ZM198 215L200 216V214H198ZM259 215H258V217L257 216L256 217L259 218ZM263 215H264V213H263ZM92 216L96 217V220L93 221V219L91 218ZM160 217H162V215ZM165 217H166V215H165ZM183 217H186V216L184 215ZM179 218H180V216H179ZM223 218H222V220H223ZM252 218L251 217L249 218V220H251L252 224L251 223L248 224L247 225L248 228L246 226H244L243 228H245V227L247 229H251L253 227L259 228V226L261 224H259L257 222L259 224V226H258V224H256L257 227L254 226L255 225L254 223H256V222H255V220H253L255 218H253V219ZM263 219H262V221H263ZM171 220H174V219H171ZM182 220H184V219L182 218ZM182 220L179 219V222L177 220L178 224H181L182 222L184 223L185 220L184 221H182ZM240 220H238V222H241ZM76 221H78V222H76ZM148 221L152 222L151 224H153V225L149 226ZM174 221H176V218ZM247 221H248V219L245 221V225L248 223ZM259 221H261V220H259ZM185 222H187V221H185ZM76 223H78V224H76ZM102 223L104 224V226ZM172 223H173V221H172ZM74 224H76V226ZM242 224H244V222ZM263 224H264V222H263ZM48 225H49V223H48ZM73 225L75 227H73ZM155 225H156V222H155ZM239 227H242V226H238V228ZM154 229H155V227L153 229L151 228L150 230L153 231ZM257 229H255V230L257 231ZM259 229H261V230H259ZM259 229L258 230L260 232H262V228H259ZM252 230H254V229H252ZM156 234H159V233H156ZM156 236H158V235H156ZM262 236H264V230H263ZM141 238H143L145 240L143 241V239H142L143 242L141 241L142 243L141 242L138 243L141 240ZM263 239L264 238H262V240H261L262 242H263ZM48 241H49V239H48ZM65 242H67V241L65 240ZM68 243H70V242H68ZM151 244H153V246H151ZM156 244H158V243H156ZM70 246H73V248H74V243L72 242V245H70ZM76 246L78 247V245H76ZM259 246H260V244H259ZM259 246L257 245V248H259ZM261 246H260V249H261ZM46 248H48V247H46ZM76 249H78V248H75V250ZM51 250H52V248H51ZM75 250L73 251V254H74ZM262 250H263V247H262ZM77 251H79L81 254V251L79 249L76 250V252ZM79 252H77V254ZM129 252H132L133 254H131ZM80 254H78V255H80ZM77 257H79V256H77ZM79 258H81V256ZM79 258H76V259L79 260ZM80 260H79V262H80ZM171 261H173V260L171 259ZM48 262H49V260H48ZM81 262H80V264H81ZM250 262L252 264H254L255 260H252ZM250 262H249V264H250ZM255 264H259V262H256ZM261 264H263V263H261Z\"/></svg>", "mask_w": 264, "mask_h": 264}, {"label": "rangeland", "instance_id": "rangeland-1", "mask_svg": "<svg viewBox=\"0 0 264 264\" xmlns=\"http://www.w3.org/2000/svg\"><path fill=\"white\" fill-rule=\"evenodd\" d=\"M13 0H11L10 2L9 1H7V2H5V1H3V0H0V56H1V58H3V57H5V61H6V58H7V56L9 55L10 57H12V58H15L16 56H18V55H16L15 54V56H13L12 54L10 55V53L13 51V52H15L14 51V49L15 50H20V53H19V51H18V53H19V55H21V51L23 52L22 53V56L24 55V53H26V55H28L29 53H30V55H32L33 57H34V59H37L36 61H38V62H36L35 64V67H33L32 69H29L30 71H28L27 72V74L29 75L30 73H32L31 75H33V77H34V75H36L37 73L36 72H39V71H37V70H39V69H37L38 68V66H40V69H41V67H42V65L43 66H47V67H50V69H49V71H50V78H48V79H46V77H45V79L47 80V82H46V80H43L44 78H38V80L40 81V80H43L42 82L43 83H41V81L39 82V81H37V83H39V85L37 84V86L40 88V89H38V92H37V89H36V92L37 93H39V94H41V95H46V100H47V103H45L44 105H43V108L45 107V110L48 112L49 110L51 111L52 109L54 110V109H61L62 110V112L64 113V111H66V109L69 111V113L72 111V112H74V114L73 113H71L72 115H74V116H71V114H70V117H78V118H81V121L83 122V124H84V126H85V129H86V134L88 135L89 134V136H91V138H92V135L94 134L95 135V132H96V138H97V141H98V138H100L101 137V135H102V137L100 138V141H101V139L103 140V139H105V141H107V143H108V138H110V141L112 142V144L111 143H108V144H105L104 143V145H108V146H105V147H103V150H100V147L102 146H98V144L99 143H103L104 141H99V143H95V144H97V146H95L96 147V150H95V147H93V151L92 150H88L87 152L90 154V151H92V153H96L97 152V148H99L98 150H99V152H101V153H104V155H102L101 153H100V155H101V157H100V155H98L97 153H99V152H97L96 154L98 155V158L100 159H109V160H112V161H109V162H107L108 164L110 163V166L113 164V163H115V162H117V164H118V166H117V164H116V168H118L117 169V172L115 173L116 174V176H115V174L114 173H112V176L110 175V173L111 172H113L112 170L111 171H109L108 172V170H109V168L108 169H103V168H101V174L98 172V169H96L97 170V172H95L93 175H92V173H93V166L96 168H98V165H100L101 163H99V164H97L96 166L94 165V164H96V163H98V162H101L98 158L96 159V160H94L97 156H95L94 154V156L92 155V154H90L91 155V157H89L90 155L88 154V153H86L85 154V152H81L80 153V155H82L84 158H86V155L88 154V157L85 159L87 162L90 160V158L91 159H93V160H91V161H93L94 162V164H92L91 162V164L93 165H91L90 163L88 164V165H90V166H88L89 167V169L92 171V173H90V170L88 171L87 170V172L86 173H90V175H88V174H82L83 176L84 175H86L84 178H86L87 176H88V178H86V180L85 181H87L89 178H90V183H91V186H90V184L88 185V183H89V181H88V183L87 182H85V184L87 183V185H88V188L89 189H95L94 191H98L99 189H100V187L101 186H105L104 184H107L108 186H109V188H110V185L108 184V183H112V185L111 186H113V181L115 182L116 180L115 179H113L112 177H115V178H117L118 179V176L120 175L121 177H119V180H117V184H115L113 187L114 188H118V187H121V189H123L124 188V191L123 192H125L126 193V195H128V196H132V195H129V194H133L132 192H134L133 191V189H137V187H141L140 189H142V183H140L139 181L137 182V180H138V174H140V172H138L135 168L137 167V163L136 164H134V160H135V162H137V161H140V160H138L137 158L139 157V159L140 158H142V153H143V151H140L139 149H140V147L138 146V148L139 149H137L136 147H137V145H135L136 143L135 142H133L134 144H130V142L132 143V139H131V137L130 136H128V137H130L127 141L129 142H124V138H128V137H126L125 135L123 136L122 135V131H123V134H124V132L126 131L125 130V128H128L130 125V127L131 128H133V129H131L130 131H133V132H135L136 130L137 131H139L138 129V123H140L139 125L141 126V128L142 129H140V131H144L145 129H143V127H148L149 128V131H148V128H146V132L148 131V132H150V133H148L149 135L152 133V129H154V127H155V125L157 124V126H162L163 124H165V125H163V126H166V123H164L165 122V120L166 119H168V118H166L165 120H164V118L158 113V112H160V113H162V115L163 114H166V113H168L169 114V112H167V111H165V110H161V109H164V105L163 104H161L162 103V101H160L159 102V99L157 100V99H155V98H159V96H157V93H158V91H157V89H154V85H152L153 86V93L155 92H157L156 94L154 93V94H152L151 92V88H149V87H151V84H150V86H149V82H147L148 83V86L147 85H143L142 87H141V84H140V82L141 83H144L145 84V78L143 77L142 79H144L143 80V82H142V79L140 78L141 76L139 75V74H128V75H126V78H128V76H129V79H126L125 80V82H127L128 83V85L130 86V81L132 82L133 81V83H135V84H133V83H131V85L133 84V88H130L129 86L127 87V89H134L135 90V87L137 88V86H138V88L135 90V92L132 94L131 92H133L132 90L131 91H127L126 89H125V91H123L124 93H126V95L127 96H129L128 98H129V100H130V104L132 103L134 106V108H135V110L137 111H135L134 110V108L131 106V105H129V100H128V98H126L125 96V94L123 95V94H121V96L123 95V97L122 98H124V99H126V100H128V101H124V99H122V98H120L119 99V97H118V99L116 98L117 96H118V94L117 95H112V94H110V92H108V94H107V91H105L106 89L105 88H99L98 87V85L97 84H95V82L94 81H92V80H88L86 77V79L84 78V75H83V73H81V71H79V69L77 68V66H78V64L75 62V60L74 59H72V57L73 56H71L72 55V53H71V51H69L70 52V54L71 55H69V53H68V49H66L65 47L63 48V47H61L60 45H58L59 43H47L48 41H49V39H47V41L45 40V36H41L40 35V33H38L37 32V28H38V25L36 26V24H38V23H40L42 26L44 25V24H47L46 22H47V20H48V17H49V15L51 14V16H52V18H53V20L56 22V24L53 22V20H51L50 18H51V16L49 17V19H50V22H48V23H51L49 26H47V29H51L52 28V26L51 25H53V27L55 28V27H57V23H59V21L58 20H62L63 19V13H61L63 10L65 11V12H67L69 9L68 8H70V10L72 9V6L73 5H75V4H77L78 3V5H75L74 7H78L77 8V10H78V15L77 16H80V17H82V15L84 14V8L86 7V6H90L91 5V7H94V5H96L97 4V2H98V4H100V2H102V1H104V0H96V2H95V0H88L89 1V3L85 6V4H83L84 3V1L86 2L87 0H84L83 2H80L81 0H69L68 1V3H66L67 2V0H29V1H27L26 3H29V4H27V6L29 5V7H32V5H34L33 6V10H31L29 13L30 14H32V15H36L37 13V20L35 21L36 23L34 24L35 25V27H37L36 29H35V31L33 30L35 27L33 26V24H31V23H33V21L32 22H30L29 21V25H27V24H25L26 23V19H24L23 18V16H25L24 14L26 13L25 11V13H23V16H22V10H21V8L18 10V11H16V6L20 3V1L22 2V3H24V1H22V0H19V3H17V1L18 0H15V2L17 3V5H14V4H11V2H12ZM70 1H72L73 2V4H71V2ZM91 1H94V3H92ZM107 2L108 1H110V0H106ZM112 1V0H111ZM110 1V2H111ZM114 2L116 1V0H113ZM113 1H112V3H113ZM119 2H120V4L122 3L120 0H118ZM123 1V0H122ZM214 1V0H213ZM223 1H226V0H223ZM236 2H234L233 4H235V3H240V5H241V3H242V6H245V5H247V4H249V6L248 7H246L247 9V11H248V9H249V13L247 12L246 14H244V16H245V18L244 17H242L241 18V14H242V12H241V14H236V12L237 11H239L240 9H242V6H241V8H240V6H239V4L237 5V8H239L238 10H237V8H234V11H235V9L237 10L235 13H233L232 15H234L235 16V14H236V16L235 17H237V18H235V19H237V20H235L234 21V24L232 23L233 22V20H230V21H232V22H230L229 21V18L231 19V18H233L232 17V15H229L230 17L229 18H226L225 16L224 17H221L222 19L223 18H226V19H224V21L225 22H227L226 20L228 19V21H229V23H232V25H230V29H235V32H236V29H237V32L240 34L241 33V35L243 36V38H244V44L242 43V41H243V39H239V34H237L238 36L236 37V38H232V39H230L229 40V36H230V34H228V33H233L232 31L234 30H230L228 33H227V35H228V38L226 39V40H229V42L231 41V40H235L234 42L235 43H232V42H230L231 44H236L237 46H235L234 47V45H232V47H234V48H232L233 50L234 49H236V47H237V49L238 48H240V46L242 47L243 45L245 46V44H247L248 46L247 47H245L246 48V50H248L249 48L251 49V51H250V49H249V51H250V53L251 52H253L252 53V55L251 56H248L246 59L244 58V56H247V55H244L245 53H243V52H241L242 50L244 51V52H246V50L243 48L242 50H241V48L240 49H238V50H236L237 51V53H235V50H234V54H236V56H237V54H238V52H239V54L241 55L242 53H243V58L245 59V60H247L248 59V61L245 63V61H243V65H247L248 66V68H250V64L252 63H254V65L253 66H255V68L254 67H251V69L253 70L254 69V71H255V73L259 70V69H261L262 71H259L258 73L261 75V77H263L264 75H263V73H264V0H263V3H262V0L260 1V3L262 4H260L259 2L257 3V1H259V0H248L249 2L247 3V1L246 2H243V1H245V0H241L242 2H239L240 0H235ZM251 1V2H250ZM254 1V2H253ZM9 2V3H8ZM33 2V4H31ZM63 2H65V3H63ZM76 2V3H75ZM80 2V3H79ZM92 4H91V3ZM110 2H108V3H110ZM119 2H115L114 4H119ZM124 2L126 3V4H129V0H127V1H125L124 0ZM188 4H190V0H189V2L188 1H186ZM201 2V1H200ZM199 2V7H195L194 6V8L196 9V11H197V9H198V12H195V9H193L194 10V12H193V15H196V17L198 18V21L202 18V16L201 15H199V8L201 9L202 7H200V5H202V3H200ZM203 2V1H202ZM204 2H208V0L207 1H204ZM211 2H212V0H211ZM217 3H218V1H216ZM219 2H220V0H219ZM230 2V3H229ZM253 2V3H252ZM13 3V2H12ZM21 3V4H22ZM75 3V4H74ZM85 6H83L82 4ZM111 3V4H112ZM125 3H124V5H125ZM178 4L176 5V6H181V4L179 3V2H177ZM212 3H215V2H212ZM224 3V2H223ZM226 3V2H225ZM228 3L229 4H226V5H228V6H225V7H223L222 5L223 4H221V3H219L220 4V6H222V7H220V9H219V11L218 12H220L221 10H224V8H226L227 7V10H228V8H230L229 6H230V4L232 3V1H228ZM246 3V4H245ZM252 3V4H251ZM64 5V8L65 9H63V10H61V8L63 7V6H61V5ZM72 5L71 7H70V5ZM113 4V5H114ZM123 4V3H122ZM204 5L206 4V3H203ZM207 4H209V3H207ZM206 4V5H207ZM233 4H231L232 6H233ZM261 6H260V5ZM14 5V6H13ZM68 7H67V6ZM79 5H82L81 7H79ZM124 5H122V6H119L120 8L122 7V9L124 8V9H126L127 8V6L125 5V7H124ZM254 5V7H252ZM59 6H61V7H59ZM115 6V5H114ZM118 6H115L114 8H113V10H115V8L117 7V9H118ZM131 6V5H130ZM198 6V5H197ZM239 6V7H238ZM38 7V8H37ZM40 7V8H39ZM66 7H67V11H66ZM74 7H73V10H72V12H67L69 15H71L72 14V16H73V14L76 12V8H75V12H73L74 11ZM205 8L203 9H201V10H203V11H201V12H203V13H206L207 12V10H206V6H204ZM236 7V6H235ZM249 7H251V8H249ZM259 7H261V8H259ZM18 8V7H17ZM60 10H59V9ZM119 8V9H120ZM175 8V7H174ZM173 7H172V9H174ZM207 8H208V6H207ZM222 8V9H221ZM233 8H230L229 9V11L232 9V12H234L233 11ZM255 10H253V9ZM15 9V10H14ZM31 9V8H30ZM40 10V11H38V10ZM59 10V11H61L60 12V15L58 14V16H61L62 18L61 19H59L58 17L56 18L55 16L57 15V13H59L58 11H56V10ZM82 9V12L83 13H81V10ZM118 9V10H119ZM128 10H123V12H129L130 11V9L129 8H127ZM244 9H245V7H243V10H240V11H243L244 13L246 12V10L244 11ZM50 10V11H49ZM51 10H52V13H50L51 12ZM53 10H55L54 12H53ZM132 10H133V8H132ZM131 10V11H132ZM206 10V12H204ZM226 9L224 10V13L222 12L221 13V15L222 14H228V13H225V11H227ZM252 10V11H251ZM28 11H29V9H28ZM63 11V12H64ZM120 11H122L121 9L119 10V11H117L116 10V12H120ZM173 12L175 11V9L174 10H172ZM229 11H227V12H229ZM40 12V13H39ZM48 12V13H47ZM90 12H92V15H93V13H98V10H96V9H92ZM115 12V11H114ZM231 12V13H232ZM252 12L254 13V14H252ZM20 13V14H19ZM29 13L27 12L26 14H28L29 15ZM48 15H47V14ZM50 13V14H49ZM54 13V14H53ZM66 13V16L68 15ZM71 13V14H70ZM77 13V12H76ZM76 13H75V15L74 16H76ZM175 13V12H174ZM196 13V14H195ZM230 12H229V14H231ZM19 14V15H18ZM39 14H40V17L43 15V17H39L38 18V16H39ZM45 14H46V21H45V23H41L42 21H41V19L43 18L44 19V17H45ZM62 14V15H61ZM82 14V15H81ZM89 14V13H88ZM99 15H101L100 14V12L98 13ZM197 14H198V16L200 17V19H199V17L197 16ZM219 14V13H218ZM54 15V16H53ZM64 15H65V13H64ZM90 15V18L92 17V15L91 14H89ZM89 15H88V17H89ZM99 15L96 17L95 16V14H94V16H93V18H91L92 20L95 18V20H93V21H97V22H99L98 23V25H102V22H105V20L103 19V18H100L99 17ZM240 16V18H238V16ZM257 15V16H256ZM258 15H259V17H258ZM31 16V15H30ZM102 16V15H101ZM204 16V15H203ZM220 16V15H219ZM223 16V15H222ZM227 16V15H226ZM254 18H253V17ZM21 17V18H20ZM32 17H34V18H36L35 16H32ZM69 17V16H68ZM80 17L79 18H77L78 20L80 19ZM85 17H87V16H85ZM84 16L81 18V19H83V21L81 20V22H80V20H79V22L80 23H82V24H80V23H78V26L76 27V25H74L76 22H75V20H73L74 21V23L72 22V24L77 28H74V29H76V30H72L74 33H75V31L77 32V33H75V34H72V36H76L77 34H78V36H76L77 38H78V41L76 40V38L74 37V40H75V43L76 42H78V44L76 43V45L75 46H78L79 48H77V49H80V46L79 45H82V48L84 49V50H82L81 51V49H80V51L81 52H87V54L88 55H90V58H91V60L94 62V63H98L99 64V66H97L98 64H95L97 67H98V69H96V67H94V69L96 70H94V72H99L100 70H102V72L104 73V74H106L107 76L106 77H109L111 74H112V71H113V73L114 72H116V71H118V68H120L121 69V65H123L124 64V62L126 61V62H130V61H132L133 60V57H131L130 58V55H128V56H125V58H126V60L125 59H123L122 60V58L124 57H121V56H114V57H109V56H111L110 55V53H109V51H108V53H109V56H108V53L106 54V51L108 50V49H106V51L105 50H103V49H105L107 46V44L108 43H110L109 41V38L108 37H106L105 35H103V36H98L99 34H97V35H95L96 33H98V32H96V31H94L95 29H93V27L95 28V27H97V25H93L92 24V22L90 21H87L88 20V17H87V19L85 18ZM196 17H194L193 16V18H196ZM218 17V16H217ZM252 17V18H251ZM255 17H256V19H255ZM261 17V18H260ZM54 18H56V19H54ZM196 18V19H197ZM220 18V19H221ZM248 18V19H247ZM23 19L25 20L24 22H23ZM38 19H39V21L40 22H38ZM58 19V20H57ZM86 19V20H85ZM97 19V20H96ZM101 19V20H100ZM195 19V20H196ZM218 19V18H217ZM220 19H218L217 21H219ZM240 19V20H239ZM254 19V20H253ZM259 19V20H258ZM263 19V20H262ZM45 20V19H44ZM44 20H43V22H44ZM64 20V19H63ZM103 20V21H102ZM247 20V21H246ZM249 20V21H248ZM28 21V20H27ZM53 23H52V22ZM58 21V22H57ZM86 21L87 22H89V24L92 26V27H90L91 28V30H93V31H91L92 32V34H89L90 32L88 31V33H86L85 31V33L84 32H81V31H79V27H81V26H79V25H83V24H85L86 23ZM100 21H102L101 23H100ZM177 21V20H176ZM197 20H196V22H195V24L198 22ZM201 21V20H200ZM200 21L198 22V24L200 23ZM223 20H222V22H224ZM243 21H245V22H243ZM257 21H258V23H257ZM263 21V22H262ZM63 23H60V25H58V26H60V29H61V24L63 25V27L65 28L66 26H64V25H66V23L64 22V21H62ZM78 22V21H77ZM84 22V23H83ZM97 22L95 23V22H93V23H95V24H97ZM225 22H224V24H225ZM28 23V22H27ZM65 23V24H64ZM106 23V22H105ZM203 22H201V25L203 26L202 28H204V29H208V28H206L205 26H204V24L205 23H203ZM219 23V22H218ZM221 23V22H220ZM228 23V24H229ZM245 23V24H244ZM261 23H262V25H261ZM68 24V23H67ZM107 24V23H106ZM170 24V23H169ZM193 24V23H192ZM41 25L39 26V27H41ZM48 25V24H47ZM56 25V26H55ZM103 25H104V23H103ZM200 24L199 25H197L196 24V26H198V28H195L196 30L197 29H201V27H199V26H201ZM214 25H215V22L213 23V28L215 29V27H214ZM221 27H222V23L221 24H219ZM219 25H218V28L216 27V29H219ZM226 25V26H225ZM224 25V29H225V27L227 28V29H225L224 31L222 30V32H224L223 34L224 35H226L225 33H226V30L228 31V28L229 27H227L228 25L227 24H225ZM234 25V27H232L231 28V26H233ZM254 25V26H253ZM31 26H32V29H31ZM51 26V28H48V27H50ZM246 26V27H245ZM34 27V28H33ZM43 27H45V26H43ZM42 27V28H43ZM42 28H40V30L43 32V30H46V29H43L42 30ZM46 28V27H45ZM53 28V29H54ZM59 27H57L56 29H58ZM213 28H211V26L209 27V31L207 30V34H210L209 32L213 29ZM246 28V29H245ZM56 29H54V30H56ZM66 29V28H65ZM179 29L181 30V28L179 27ZM178 28L176 29V30H179ZM219 29V31H221ZM261 29V30H260ZM40 30H39V32H40ZM52 30V29H51ZM78 30V31H77ZM175 30V29H174ZM173 30V31H174ZM180 30H179V32L178 31H174L175 33H177V35L178 36H183V37H185L184 36V34H183V31H182V33L180 32ZM194 30V29H193ZM198 30V31H199ZM254 30V31H253ZM63 31H64V33H65V31L69 34L70 33V35H71V33H73V32H68L67 31V29L66 30H64L63 28H62V30L60 31L61 32V34H63ZM170 32V33H174V32ZM214 31H216V30H214ZM258 31V32H257ZM41 32V33H42ZM79 32V33H78ZM81 32V33H80ZM94 32H96L95 34H94ZM201 32H203L204 33V31H202L201 30ZM206 32V31H205ZM211 32H213V30L211 31ZM218 32V31H217ZM234 32V33H235ZM256 32V33H255ZM169 33V35H172V34H170ZM174 33V35H176ZM196 33V32H195ZM202 33V34H203ZM214 33H216V32H214ZM214 33H211V34H214ZM243 33V34H242ZM248 33V34H247ZM252 33V34H251ZM255 33V34H254ZM262 33V34H261ZM20 34V35H19ZM60 34V33H59ZM66 34V33H65ZM68 34H66V35H68ZM180 34H182V35H180ZM205 35H206V33H204ZM204 34H203V36H204ZM223 34H222V36H223ZM246 34V35H245ZM64 35V34H63ZM97 37H95V36ZM101 35V34H100ZM175 36V37H173L172 36V38H171V40H173L174 41V43L172 42L171 44H173V45H175L176 46V42L175 41H177L176 40V38H178V40L181 38V37H178V36ZM199 36H200V34H198ZM198 35L194 38L195 40H197V38L199 39V38H201L202 37V35H201V37H198ZM248 35V36H247ZM256 35H257V37H256ZM208 36V35H207ZM209 36H212V35H209ZM209 36H208V38H209ZM233 36V35H232ZM236 36V35H235ZM242 36H240V37H242ZM255 36V37H254ZM212 37H214V36H212ZM227 37V36H226ZM247 37V38H246ZM205 38H207L206 36H204V39H203V37L201 38L202 40H200V42H199V40H197L198 42H199V45H197V47H199L200 46V43L201 44H203L202 42L203 41H205ZM231 38V37H230ZM6 42H4L3 40ZM99 39V40H98ZM102 40V42H100L101 40ZM169 39V38H168ZM167 39V40H168ZM182 39V38H181ZM184 39V38H183ZM210 39V38H209ZM208 39V40H209ZM223 39H225V37L223 38ZM246 39V40H245ZM248 39V40H247ZM79 40H80V42H79ZM166 40V39H165ZM166 40V42H171V40L169 39V41H167ZM205 41L204 43H206V45H210L211 46V43H212V47L213 48H210V46L208 47V46H205L204 44L202 45V46H205V47H202L201 48V46H200V48H196V52H194V53H196L195 55L197 56V57H199L200 58V62H202L201 61V59L202 60H204V63L205 62H207L206 64H208V65H205V67H207V66H209V64H211L210 65V67L209 68H211V69H213L212 67L213 66H215L214 64L216 63V62H219V60H220V57H222V58H224L223 56H222V54H224L223 52H224V50H222L221 52L219 51V53H221V55L219 54V55H217V52H215L216 53V55L218 56V59L216 58L215 60H218V61H214L213 59H214V55H211L210 53L208 54V56L210 55V57H211V59L215 62H213L212 60V62H209L208 60H206V59H210V57H206V54H207V52L209 51V49H213V50H215L216 48H215V46H213V41L212 40H214L213 38H211L210 40V43H209V41ZM242 40V41H241ZM72 41L73 40H71V43H72ZM99 41V42H98ZM108 43H107V42ZM188 41H190V40H187V42L186 43H190V46H188L187 45V49H185L186 50V52L188 53V51L187 50H189L191 47H193L194 46V44L193 43H195V42H197V41H193V42H188ZM225 41V40H224ZM74 42V41H73ZM98 42V43H97ZM104 42H106V43H104ZM185 42H184V44H185ZM227 42V41H226ZM240 42V43H239ZM250 42V43H249ZM71 43H69L70 44V46H71ZM75 43H73V45L75 44ZM81 43V44H80ZM102 43V44H101ZM104 43V44H103ZM159 43V42H158ZM157 43V44H158ZM192 43V44H191ZM209 43V44H208ZM101 46H100V45ZM106 44V45H105ZM197 43H195V45H196ZM240 44V45H239ZM12 46V47H14L13 49H12V47L10 46V47H8V46ZM73 45H72V47H73ZM102 45H105V46H103V47H105V48H103L102 47ZM165 45H166V43H165ZM229 45V43L226 45V46H224L225 47V49L227 48V46ZM16 46V47H15ZM20 46V47H19ZM74 46V47H75ZM167 46V45H166ZM174 46V47H175ZM230 46V45H229ZM6 47V48H5ZM18 47V48H17ZM169 47V46H168ZM188 47H189V49H188ZM206 47H208L207 48V50H206ZM7 48H10V49H8V50H11V51H9V52H5L4 53V51H5V49L7 50ZM17 48V49H16ZM62 48V49H61ZM108 48L110 49V47L108 46ZM173 48V47H172ZM215 48V49H214ZM248 48V49H247ZM65 49H66V51H65ZM192 50H193V48H191ZM190 49V50H191ZM203 49V50H202ZM229 49V50H228ZM228 49H226L227 50V52L228 51H232V49H230L229 47H228ZM168 50H170V53H172V52H174L173 51V49L171 50V49H168ZM168 50H166V51H168ZM189 50V51H190ZM191 50V51H192ZM204 50H206L207 52H205V55H204ZM225 50V51H226ZM26 51V52H25ZM79 51V50H78ZM103 51V52H102ZM194 51H195V49H194ZM199 51V52H198ZM215 51H217V49L215 50ZM230 51V52H231ZM249 51H247L248 52V54H250L249 53ZM84 52V53H85ZM105 52V55H107V57L103 54ZM111 52V51H110ZM211 52H213V51H211ZM225 53V56L228 54V53ZM246 52V53H247ZM3 53V54H2ZM156 53H158V52H156ZM168 55H169V57H170V54L168 53V52H166ZM190 53H192L193 54V51L192 52H190ZM189 53V54H190ZM199 53V54H198ZM201 53V54H200ZM203 53V54H202ZM214 53V54H215ZM4 54H5V56H4ZM137 54V53H136ZM138 54H142L143 55V53H138ZM137 54V55H138ZM166 54V55H167ZM176 51L173 53V54H171V56L173 55V56H176ZM191 54V55H192ZM230 54V53H229ZM228 54V57L229 56H231V54L229 55ZM233 54V55H234ZM3 55V56H2ZM135 55V54H134ZM167 55V56H168ZM204 57H203V56ZM257 55V56H256ZM8 56V58L10 59V57ZM22 56L19 58V60L22 58ZM29 56V55H28ZM70 56V57H69ZM105 56V57H104ZM144 56H147V55H143V57ZM172 56V57H173ZM189 56V55H188ZM196 56H195V58H196ZM212 56H214L213 58H212ZM235 56V55H234ZM241 56V57H242ZM36 57V58H35ZM116 57V58H115ZM120 57V58H119ZM148 57H150L149 55L147 56V57H144V58H147V59H150V58H148ZM190 57V59H195V58H193L194 57V55L192 56V58H191V56H189ZM227 57V56H226ZM237 57H239V55L237 56ZM7 58V60H9ZM17 58V59H18ZM188 57L186 56V59H187ZM242 58V59H243ZM253 58V59H252ZM69 59V60H68ZM129 59V60H128ZM186 59H184L185 61H186ZM190 59L188 58V61L190 62V64L193 66V64H194V68H191L190 69V67L188 66V63L189 62H187V64H186V66H187V68L189 67V69L192 71V72H195V73H197V71H199V70H196L197 68L198 69H202V71H201V73L202 72H204L203 73V75H205V73H206V75L208 74V75H210V72L212 71H210V72H206L209 68H206V71H203V69L205 68H202V66H204V63H203V65H201V64H198V63H200V62H198L197 64V66H196V68H195V63L194 62H197L198 61V58H196V61H194V62H192L193 60H191L190 61ZM225 59V58H224ZM252 61H250V60ZM1 61L0 62H2V60H4V58L3 59H0ZM96 62H95V61ZM178 60V59H177ZM235 60H237L236 58H235ZM5 61H3L2 62V64L5 62ZM99 61V62H98ZM183 61V60H182ZM125 62V63H126ZM185 62V63H186ZM192 62V63H191ZM236 62V65H240L239 64V59H238V63H237V61H235ZM240 62H241V60H240ZM248 62H249V65H248ZM251 62V63H250ZM18 63H20V64H23L24 62L22 61V60H20V61H18ZM43 63V64H42ZM123 63V64H122ZM175 63H176V61H175ZM179 63V62H178ZM177 63V64H178ZM182 63V62H181ZM214 63V64H213ZM256 63V64H255ZM258 63V64H257ZM1 63H0V69H5V67L2 65ZM45 64V65H44ZM74 64H76V65H74ZM161 64V63H160ZM189 64V65H190ZM217 64H218V66H221V64H219V63H216V66H217ZM252 64H251V66H252ZM16 65V64H15ZM213 65V66H212ZM242 65V64H241ZM191 66V67H192ZM199 66H201V68H199ZM212 66V67H211ZM217 66V67H218ZM246 66V67H247ZM258 66V67H257ZM2 67V68H1ZM76 67V68H75ZM236 67V66H235ZM242 67H244V66H242ZM245 67V70H244V68L243 69H240V68H238L240 71L241 70H243V74H241L242 73V71L240 72V74L242 75H240L241 77H238V79L239 78H242L243 76H246V75H244L245 73H247V68ZM258 68V70L256 71L255 69H257ZM101 68V69H100ZM114 68V69H113ZM116 68V69H115ZM186 67H184L183 68V70L185 71V69H187ZM237 68V67H236ZM7 69V68H6ZM5 69V70H6ZM13 70L14 69H16L15 71L16 72H23V70H21V69H17V67H15L14 66V68H12ZM189 69H187L188 71L187 72H189L190 70ZM193 69H194V71H193ZM214 69H216L215 67H214ZM218 69H219V67H218ZM217 69V70H218ZM251 69L249 70V71H251ZM20 70V71H19ZM32 70V71H31ZM36 70V71H35ZM78 70V71H77ZM210 70V69H209ZM208 70V71H209ZM216 70V71H217ZM247 70V71H246ZM34 71V72H33ZM93 71V70H92ZM91 71V72H92ZM106 71V72H105ZM190 71V72H191ZM214 72V73H212V74H214V76H215V73H218V71L217 72ZM94 72H92V73H94ZM108 72V73H107ZM109 72H111V74L109 73ZM186 72V71H185ZM220 72V71H219ZM261 72V73H260ZM263 72V73H262ZM36 73V74H35ZM194 73V77H195V79H194V77H193V79H192V81H191V79H190V81H191V84H193V88H192V85H191V89H189V90H191V91H194L193 89L194 88H196V92H198L197 91V87H201V86H203V85H205V86H203L204 88H205V90H208L207 88H206V86H207V84H210L209 83V81H211V78L213 77L214 78V76L212 75V77L211 76H208V78L209 79H207L206 80V75L204 76L205 77V80H203L204 79V77L202 78V74H199V72H198V74H195ZM252 73H254V72H252L251 71V75H252ZM258 73H256V74H254V75H252V77L250 76V77H248V76H246V77H244V78H246V79H248V81L247 82H250L251 83V81L252 80H254L255 79V75H257ZM257 75V76H259V77H256V79L255 80H257L256 82L258 83V82H260L261 80H264V78H262L261 80L260 79H258V78H261L260 77V75ZM28 75H26V76H28ZM81 75H83L81 78H80V76ZM131 75H135V77L137 78V77H139L140 79H141V81L139 82V79H136L134 76H131ZM200 75H202L201 77H199ZM217 75H219V73L217 74ZM247 75H249L248 73H247ZM196 76H198V77H196ZM47 77H49V76H47ZM130 77H132L131 79H130ZM134 77V78H133ZM219 78H220V76H218ZM248 77V78H247ZM254 77V79H252L251 81H250V78H253ZM198 80H197V79ZM135 79H136V81H138L137 83L136 82H134L135 81ZM201 81H200V80ZM215 79V78H214ZM216 79H217V77H216ZM216 79L215 80H213L214 81V84H212L213 83V81H212V83L210 84L211 86H212V89L213 90H215V86H218L219 84H215V81H216ZM246 79H245V81H246ZM84 80H86V81H84ZM147 80V79H146ZM187 80V81H186ZM185 81H186V83H187V87L189 88V86L190 85H188V83L190 82H188V79H186ZM197 80V81H196ZM1 81V80H0ZM81 81V82H80ZM92 81V82H91ZM145 81V82H144ZM185 81H183V85H184V83H185ZM193 81H195V82H193ZM198 81H200V83L198 82ZM241 81V80H240ZM93 82H94V84L96 85H94L93 84ZM124 82V83H125ZM193 82V83H192ZM244 81H242V83H243ZM40 83H41V85H40ZM92 85H91V84ZM140 85H139V84ZM196 83V84H195ZM246 83V82H245ZM254 82H252V84H253ZM263 83L264 82H260V84L258 83V87L256 88L255 87V89H258L259 88V85L261 86L260 88H262V87H264V85H263ZM44 84V85H43ZM137 84V85H136ZM194 84L195 85H197V87L196 86H194ZM198 84L200 85L201 84V86H198ZM203 84V85H202ZM249 84V83H248ZM263 86H262V85ZM0 85H1V87H0V96H2V94H3V92H5V91H3V90H6L7 88L6 87H4L3 85H2V83L0 82ZM45 87H43V86ZM121 85H122V83H121ZM135 85V86H134ZM209 85V86H210ZM256 85V83H254V86ZM47 86V87H46ZM83 86V87H82ZM123 86H124V84H123ZM126 86V85H125ZM125 86H124V88H125ZM139 86L143 89V87L145 86V88H144V90H142V89H139ZM184 86H186V85H184ZM184 86H183V88H184ZM209 86H207L208 88H209ZM254 86H252L253 87V89H254ZM38 87H36V88H38ZM50 87V88H49ZM53 87V88H52ZM87 87V88H86ZM187 87H186V89H187ZM203 87H201L200 88V91L202 90V93L205 91L204 90V88ZM3 88V89H2ZM91 88V89H90ZM123 88V89H124ZM147 88H148V90H147ZM258 89V91L260 92V93H262V95H264V92H263V90H264V88H263V90L262 89ZM48 89H53V91H52V94H50L51 92H49V90ZM105 89V90H104ZM122 89V90H123ZM151 89V90H150ZM186 89L184 88L183 89V93H186L187 91H188V93H187V95H186V98H185V101H186V105H190L191 104V109H196V110H194L197 114H198V116L200 115V112H204V114L203 113H201L202 115H204V116H201L203 119H206L207 118V113L206 112H208V109L211 111V109L212 108H210V107H208L209 105H207V106H205V104H201V105H199V107L200 108H202L201 106H203L204 105V107L205 108H203V109H205L206 110V112H205V110H197V107H198V99L195 101L194 99H195V96L193 95L194 93H195V91L194 92H191V91H189V90H187L186 91ZM216 89L217 90H219V88L218 87H216ZM255 89H254V91H255ZM151 92H150V91ZM154 90H156V91H154ZM198 90H199V88H198ZM210 90V91H209ZM209 90L207 91V92H211L212 90H211V88H209ZM216 90V91H217ZM262 90V91H261ZM6 91H8V89L6 90ZM40 91V92H39ZM42 91V92H41ZM87 91V92H86ZM98 91V92H97ZM102 91V92H101ZM131 93V95H130V93H129V95H128V93ZM147 91V92H146ZM199 91V92H200ZM216 91H214V93H216ZM257 91V90H256ZM55 92V93H54ZM190 92V93H189ZM206 92V94H209L210 96L212 95L211 93H207ZM259 92H258V94H259ZM34 93V92H33ZM44 93V94H43ZM94 93V94H93ZM99 93V94H98ZM182 93V94H183ZM214 93H213V95L212 96H214L215 97V95H214ZM256 93V92H255ZM5 94H6V92H5ZM107 94V95H106ZM109 94H110V96L112 95V97H114V98H116L115 100L117 101H115L114 99V101H115V103L116 104H118V102H120V100H121V105H122V110H123V112H122V110L121 109H119L118 107H121L120 106V104H119V106L118 107H116V111L118 112H120L122 115H123V113L126 115H128V117H126L125 115L124 116H119L118 114V118H122L123 117V119H119V121L118 120H114V118H113V120H111L112 118H110V115L112 116L115 112L113 111V110H111V109H115V107L113 108V103L111 104V106L112 107H109V110H108V105L107 104H109L110 105V103L113 101V100H105V99H107L108 97H109ZM120 94H119V96H120ZM198 94V93H197ZM204 94V93H203ZM90 95V96H89ZM105 95L107 96V98H105V99H103L104 97H105ZM133 95V96H132ZM157 97H156V96ZM200 94H198V96H199ZM216 95H218L217 93H216ZM256 95H257V93H256ZM54 96H55V100L56 101H54ZM130 96H131V98H130ZM183 96L185 97V95L183 94ZM197 96V97H198ZM210 96H209V99H213V98H210ZM211 96V97H212ZM257 96H259V97H261L260 96V94L259 95H257ZM91 97V98H90ZM111 97V98H112ZM183 97V98H184ZM52 98H53V101L54 102H51L52 101ZM110 97L108 98V99H111ZM204 98V97H203ZM134 99V100H133ZM262 99H263V97H262ZM63 100H65L64 102H63ZM91 100V101H90ZM107 101V102H110V103H105L104 101L103 102H99V101ZM133 102H132V101ZM139 100V101H138ZM158 101V103L156 102V101ZM184 100V99H183ZM187 100H188V102H191L192 100H194V102L192 101V103H188L187 102ZM211 100H209V102L211 101ZM264 100V99H263ZM113 101V102H114ZM124 101V102H123ZM185 101H184V103H185ZM51 102V103H50ZM57 103V104H55L54 105V103ZM62 102V103H61ZM96 102V103H95ZM123 102V103H122ZM136 102H137V104L138 105H140V106H138L137 104H136ZM150 102V103H149ZM195 102H197V104L195 103ZM200 102V101H199ZM70 103V104H69ZM99 103V104H98ZM105 104L106 105V109L109 111V112H111V113H109L107 110H105L106 111V113L108 112V114H110V115H108V114H106L105 113V111H104V106L103 105H101V104ZM126 103V104H125ZM141 103V104H140ZM143 103V104H142ZM159 103H160V105H162L163 107H161L160 106V108H159ZM193 103H195V105L193 104ZM206 103V102H205ZM47 104V105H46ZM50 104V105H49ZM52 104V105H51ZM66 104H68V105H66ZM94 104V105H93ZM192 104L194 105V106H192ZM213 103H211L210 102V105L211 106H213L212 105ZM46 105V106H45ZM57 105V107H53V106H56ZM61 107H60V106ZM129 105V106H128ZM135 105H137V106H135ZM188 105V106H189ZM41 106V105H40ZM59 106V107H58ZM69 106V107H68ZM103 106V107H102ZM125 106V107H124ZM131 106V107H130ZM146 107V109H144L143 107ZM187 106V107H188ZM50 107V108H49ZM52 107V108H51ZM66 107V108H65ZM98 107V108H97ZM136 107H138V108H136ZM142 109H144V111H141L140 110V108ZM194 107H196V108H194ZM198 107V108H199ZM206 107L208 108V109H206ZM43 108H42V106H41V109L43 110ZM48 108V109H47ZM69 108V109H68ZM77 108V109H76ZM102 108H103V111L104 112H102ZM149 108H150V110H149ZM157 108V109H156ZM166 108V107H165ZM38 110H37V112H38V114H39V107L37 108ZM59 109V110H60ZM75 109V110H74ZM95 109V110H94ZM101 109V110H100ZM127 109V111H125ZM139 109V110H138ZM142 109V110H143ZM148 109V110H147ZM153 109H154V111H153ZM190 109V110H191ZM42 110H40V111H42ZM45 110H43V111H45ZM60 110V111H61ZM74 110V111H73ZM78 110H79V112H78ZM161 110V111H160ZM192 110V112H194ZM45 111V112H46ZM150 111V112H149ZM166 112V113H163V112ZM24 112H25V110H24ZM52 112H54V111H52ZM78 112V113H77ZM102 112V113H101ZM114 112V113H113ZM135 112V113H134ZM157 112V113H156ZM44 112H42L41 113V115L43 114ZM66 114L68 113V112H65ZM196 113H194V114H196ZM14 114V113H13ZM13 114H11V115H13ZM28 114V113H27ZM75 114H77L76 116H75ZM149 114V115H148ZM196 114V115H197ZM207 114V115H206ZM26 115V114H25ZM44 115V114H43ZM101 115V116H100ZM104 115V116H103ZM107 115V116H106ZM114 115H116V114H114ZM170 115V114H169ZM168 115V116H169ZM14 116H16V117H14ZM14 116H13V119L15 118H17V116H18V118L20 117V115H15L14 114ZM93 116V117H92ZM99 116V117H98ZM139 116H140V119H139ZM167 116V115H166ZM166 116H164V117H166ZM167 116V117H168ZM206 116V117H205ZM11 117V116H10ZM24 117V116H23ZM95 117V118H94ZM101 117V118H100ZM148 117H149V119H151V120H149L148 119ZM205 117V118H204ZM17 118V119H18ZM100 118V119H99ZM124 118H125V121H124ZM134 118V119H133ZM155 118V119H154ZM163 118V119H162ZM13 119H10V120H13ZM16 119V120H17ZM89 119V120H88ZM126 119H130L131 121H133V123H134V125L138 128H135V126H133L132 127V124H128V123H130L131 121L129 120H126ZM159 119V120H158ZM202 119V120H203ZM16 120H13L12 122H15ZM91 120V121H90ZM95 120V121H94ZM100 120V121H99ZM112 122H111V121ZM140 120L142 121V123L140 122ZM148 120H149V122H148ZM152 120H153V122H152ZM157 120V121H156ZM164 120V121H163ZM207 120V119H206ZM113 121H115L116 123H115V125L117 126V123L118 122H120L119 124H118V126L120 125V124H126V126H124L123 127V125L121 126V127H123V128H119V129H117V128H114V124H112L113 123ZM128 121V123H126ZM138 123H137V122ZM161 121H163L162 123H161ZM204 121V120H203ZM29 122V121H28ZM43 121H41V123H42ZM146 123V125H144L145 123ZM148 122V123H147ZM151 122L154 124V126H153V124H151ZM168 122V121H167ZM97 123H99V124H97ZM102 123V124H101ZM205 123V128H206V125H207V123H208V121H207V123L206 122H204ZM43 124V123H42ZM41 124V125H42ZM104 124V125H103ZM106 124V125H105ZM108 124V125H107ZM151 126V130H150V126ZM97 125V126H96ZM99 125V126H98ZM113 125V126H112ZM44 126H46V125H44ZM103 126V127H102ZM106 126H107V128H106ZM109 126H110V128H109ZM139 126V127H140ZM157 126L155 127L156 129H154V133H153V135H154V137L153 136H151L152 138H150L149 136H148V134H147V136L145 135L146 133H144V135L146 136V138L148 139V137L152 140L153 139V141L156 139V137H155V134H156V132H160L159 130H161L160 128H163L164 129V131H165V128L164 127H160L159 126V129L157 128ZM87 127V128H86ZM102 128V129H100V128ZM112 127V128H111ZM95 128L97 129V130H95ZM91 129V130H90ZM109 129V130H108ZM100 130V131H99ZM108 130V131H107ZM112 130V131H111ZM135 130V131H134ZM158 130V131H157ZM207 130V129H206ZM205 130V131H206ZM210 130V129H209ZM91 131H92V133H91ZM95 131V132H94ZM130 131H129V133H130ZM136 131V132H137ZM137 132V133H143V132ZM156 131V132H155ZM102 132H103V134H102ZM110 132V133H109ZM121 134H120V133ZM127 132V131H126ZM211 132V131H210ZM98 133V134H97ZM116 133V134H115ZM163 134V131L162 132H160V133H158V134H156V135H158L159 137V139H158V141L157 140H155L156 142H155V144H154V142H152V141H150V139H148V141H150L149 143H152L151 145L153 146L152 147V150L153 149H155L154 147H157V146H159L160 147V145H156V144H160L161 143V140H164V138H166V137H164V136H162V137H160L162 134ZM166 133V132H165ZM90 134H92V135H90ZM120 134V135H119ZM174 134V133H173ZM173 134H163V135H165V136H170V137H172L173 136ZM94 135H93V138H95L94 137ZM100 135V136H99ZM122 135V136H121ZM56 136H58V135H56ZM55 136V137H56ZM62 136V135H61ZM86 136V135H85ZM89 136H87L88 137V140L90 141L91 140V138H89ZM136 136V134L134 135V137ZM144 136V137H145ZM175 136V135H174ZM55 137H53V138H55ZM87 137H84V136H82V138H81V136H80V138H78L77 137V139H73V140H75V142L77 141V142H81V141H83L84 139L83 138H86L87 139ZM105 137V138H104ZM115 137H116V139H115ZM119 137H121L120 138V140H119ZM134 137H132L133 139H134ZM164 137V138H163ZM59 138H61L60 137V135H59ZM58 138V139H59ZM63 138V137H62ZM61 138V139H62ZM112 138V139H111ZM136 140L138 141L139 140V138L136 136ZM146 138L144 139V141L146 140ZM162 138V139H161ZM49 138H47L46 140H48ZM50 139H52V137L50 138ZM49 139V140H50ZM58 139H57V137L55 138V140H57L58 141ZM80 139H82L81 141H80ZM108 139V140H107ZM113 139H114V141H113ZM122 139H123V142H121L122 141ZM131 139V140H130ZM220 139V138H219ZM31 140H33V139H31ZM36 140H38V139H36ZM36 140H34V143H38V141H36ZM48 140V141H49ZM73 140H72V142H73ZM79 140V141H78ZM93 140V139H92ZM116 140H117V142H116ZM135 140V141H136ZM168 140H169V137H168ZM168 140H166L165 139V142L164 141H162V144L164 145V147H163V145L161 144V146L165 149V151H167V152H169V150H168V148L170 149V147L174 144H172V145H170V147H165V145L166 146H168L167 144H165ZM170 140H171V138H170ZM168 141L169 143L170 142H172V141ZM36 141V142H35ZM51 142H52V140H50ZM50 141L49 142H47L46 141V143H50ZM59 141H61L60 139H59ZM94 141H96V139L94 140ZM126 141V140H125ZM160 141V142H159ZM28 142L30 143V142H32L33 143V141H30V139L28 140ZM28 142L26 141V143H27V145H31V144H28ZM44 141H41L40 143H43ZM91 142V141H90ZM142 142H143V140H142ZM146 142L147 141H145V144L143 145L145 148L143 149V150H145L146 148L147 149H149L150 148V144L147 142V144H149L148 146H149V148L148 147H146L147 146V144H146ZM164 142V143H163ZM167 142V143H168ZM33 143V144H34ZM45 143V142H44ZM44 143H43V145H44ZM92 143H94L93 141H92ZM121 145H120V144ZM123 143V144H122ZM126 143V144H125ZM144 143V142H143ZM142 143V144H143ZM32 144V146H34ZM94 144V145H95ZM119 144V145H118ZM128 144V145H127ZM171 144V143H170ZM223 144V143H222ZM42 145V144H41ZM42 145V146H43ZM100 145V144H99ZM123 145V146H122ZM136 147H135V146ZM146 145V146H145ZM155 145V146H154ZM176 144H174V146H175ZM32 146H29V147H32ZM36 146V145H35ZM41 146V147H42ZM110 146V147H109ZM120 146V147H119ZM123 148H122V147ZM125 146V147H124ZM132 146V147H131ZM177 146V145H176ZM37 148H39V151H38V149L36 148V149H34V151L35 150H37L36 151V153H35V155L37 154V153H39V154H37V155H41V151L43 150V148L41 149V151H40V146L38 147V144H37V146H36ZM107 147V148H106ZM180 147V146H179ZM225 147V146H224ZM119 148V149H118ZM174 148V147H173ZM173 148L172 149H170L171 151H173ZM92 149V148H91ZM101 149H102V147H101ZM109 151H108V150ZM114 149V150H113ZM130 149V150H129ZM142 149V148H141ZM167 149V150H166ZM179 148H178V146L176 147V152H175V150H174V152L177 154V150H178ZM183 148H181V150H182ZM228 149V147L226 146L225 148H224V150H227ZM53 150V149H52ZM51 150V151H52ZM96 152H95V151ZM132 150H134V151H132ZM137 150H139L140 151V155H138L139 154V151H137ZM150 150V149H149ZM180 150V149H179ZM179 150H178V152H179ZM180 150V151H181ZM56 150H54V152H55ZM103 151V152H102ZM148 150H146V151H144V153L145 152H147ZM156 151H158V150H156ZM169 152L170 154L169 155H171V153H173V152ZM43 153H44V151H42ZM46 152H48V151H46ZM155 152V151H154ZM227 152H228V150H227ZM226 152V153H227ZM53 153V152H52ZM138 153V154H137ZM71 155H73V157L72 158H74L75 160H77V162L79 161L78 160V157H80L82 160H80V161H83L84 159H83V157H81L80 155H77V156H74V154H72V153H70ZM70 154H66L67 156H61L60 157V160H63V162H67L68 160L70 161L72 158H71V156H70ZM85 154V155H84ZM176 154H172L173 156H175ZM111 155L113 156V157H111ZM138 155V156H137ZM171 155V156H172ZM69 156H70V158H69ZM102 156H103V158H102ZM136 156V157H135ZM66 160H65V159ZM69 158V159H68ZM79 158V159H80ZM88 158H89V160H88ZM124 159H126V160H124ZM137 159V160H136ZM73 160V159H72ZM71 160V161H72ZM85 160L83 161L84 163H85ZM98 160V161H97ZM120 160H122V161H120ZM131 160V161H130ZM95 161H96V163H95ZM104 161V160H103ZM103 161H102V164H103ZM107 161V160H106ZM106 161L104 162V164L106 163ZM113 161H115V162H113ZM142 161H144V159L142 160ZM62 162V161H61ZM86 162V163H87ZM113 162V163H112ZM80 162H78L77 163V165L79 164ZM82 163V162H81ZM84 163H83V165H84ZM107 163L105 164L106 166H107ZM133 163V165L132 166H130L131 168L134 166H136L135 168L133 167V169H135V171H134V173L133 172H131L129 169H130V167H129V169H127L126 170V167L128 168V166L129 165H131ZM140 163H142L141 165H144L143 163H146V161L145 162H141L140 161ZM101 164V165H102ZM124 164V165H123ZM127 164H129V165H127ZM245 163H242L239 167H238V165H235V167L237 168H239V169H241L242 168V165H244ZM81 164H79L78 165V168L77 169H80L81 170V168L80 167H82V165L80 166ZM140 165V166H141ZM146 167H147V170L149 171V169L152 167L153 168V166L152 165H150V164H147L146 163ZM148 165H150L149 167V169H148ZM252 165V164H251ZM106 166H100V167H104V168H106ZM109 166V165H108ZM107 166V167H108ZM113 166H115V165H112V167ZM139 166V165H138ZM145 166V165H144ZM143 166V167H144ZM247 166H248V168L250 169V168H252V166H250V164H247ZM247 166L246 167H243L242 169H246L247 168ZM84 167V166H83ZM91 167V168H90ZM120 167V168H119ZM146 167H144V168H146ZM94 168V169H95ZM248 168H247V170H241V171H239L240 172V175L239 176H243L242 178H243V180H244V182H243V180L241 181L243 184L244 183H246V188H250L249 190H253V191H250V192H247L248 193V198H250V199H248V200H254L253 198H255V197H257V198H255V200L256 199H259L260 200V202L258 201V200H256V201H258L259 203H261L263 200H264V184H263V186H262V183H264V177H262V176H260V173L262 172H260V171H258V169H256V168H254V166H253V168L254 169H256L258 172H259V174H257V175H259V176H256V170H254V174H255V176H256V178L254 177L253 178V172L252 173H250L249 172V170H248ZM252 168V169H253ZM68 169V168H67ZM76 169V168H75ZM114 169H115V167H114ZM121 171H120V170ZM238 169V170H239ZM100 170V169H99ZM106 170H107V172H106ZM144 170H146V169H144ZM151 170H154V168L153 169H151ZM237 170V169H236ZM237 170V171H238ZM67 171H69V169L67 170ZM95 171V170H94ZM116 171V170H115ZM249 173H248V172ZM250 171H253V170H250ZM102 172H104V173H102ZM176 172V171H175ZM238 172V173H239ZM247 172V173H246ZM257 172V173H258ZM66 173V170H65V172H64V174ZM71 173V172H70ZM70 173H68V174H70ZM73 173H74V171H73ZM96 173H99V175H97L96 176ZM243 173V174H242ZM263 173H264V171H263ZM262 173V174H263ZM68 174L66 175V176H68ZM114 174V175H113ZM130 174H132V176H130ZM248 174V175H247ZM250 174H252L251 176H250ZM102 175H104L105 177L107 176H111V177H109V178H107L106 177V179H108V180H110V181H107L106 179L104 180L102 177H100V178H102L101 180H103V181H106L107 183H105L104 182V184H102L101 185V183H102V181L100 180V178H99V176H102ZM134 175L137 177H135L137 180L135 181L134 180ZM176 175H178V174H176ZM264 175V174H263ZM83 176H81L82 178H83ZM103 176V177H104ZM238 176V177H239ZM79 178H80V176H78ZM75 178V179H78V180H74V179H72V181L74 180L75 182H77L78 181V184H79V181H80V179L79 178ZM96 179H95V178ZM129 177H131V178H129ZM132 177H133V180H134V182H133V180H132ZM263 178V182L261 183V181H258L257 179H259V178ZM99 180H98V179ZM113 179V180H111V179ZM123 178V179H122ZM205 178V177H204ZM261 178V179H262ZM130 181H129V180ZM241 179V178H240ZM83 179H81V181H82ZM94 180H97V181H100V184H98L99 185V187H97L98 185H96V183H97V181H96V183L94 182ZM204 180V179H203ZM205 180H206V178H205ZM205 180H204V182H203V184L205 183ZM260 180V179H259ZM73 181V182H74ZM254 181H256V184L254 183ZM258 181V182H257ZM73 182H71L70 184H72L71 185V187L73 186V184L75 183H73ZM84 182V181H83ZM136 182L138 183V184H136ZM121 183V184H120ZM133 183H135L133 186H132V184ZM140 183V184H139ZM252 183H253V185H252ZM260 183V184H259ZM70 184H68V186H67V189H68V187L70 188ZM119 184V185H118ZM75 185H77V183L75 184ZM118 185V186H117ZM139 185V186H138ZM235 185V184H234ZM233 185V186H234ZM250 185V186H249ZM252 185V186H251ZM255 185V186H254ZM107 186V187H108ZM126 186V187H125ZM132 186V187H131ZM144 186V185H143ZM205 187H206V185H204ZM236 186V185H235ZM247 186H249V187H247ZM254 186V187H253ZM261 188H260V187ZM133 187H135V188H133ZM226 187H228L227 185H226ZM102 188V187H101ZM125 188H126V190H125ZM127 188H130L129 190L127 189ZM131 188H132V191H131ZM260 188V189H259ZM74 189V190H73ZM93 189H92V191H93ZM110 189H111V191H110ZM110 189H108L107 188V192L109 191L110 192V194H111V192H112V189L113 188H110ZM119 189V188H118ZM118 189H113V192H114V190L115 191H117ZM223 190H225V189H223ZM70 191V193H72V195L76 192V186L74 187H72V189H70L69 190ZM69 191H64L65 192V194H63V193H61V192H59V196L61 195V197L63 198H61L62 200H61V203H63V201H65L63 204H65V205H68L69 204V202H73L74 200V198H73V196L70 194V193H67V192H69ZM75 191V192H74ZM84 191V190H83ZM189 191V193L187 194V192ZM187 192H186V190H185V194H187V195H189L190 194V196H191V191L190 190H188ZM226 191V190H225ZM248 191V190H247ZM85 193L87 192V190H85L84 191ZM108 192V193H109ZM181 192V191H180ZM254 194H253V193ZM129 193V194H128ZM62 194H63V196H62ZM182 194V193H181ZM253 194V195H252ZM259 194V195H258ZM69 195L70 196H72L71 198L69 197ZM86 195V194H85ZM84 195V196H85ZM112 196L113 195H115V193L113 194H111ZM183 196H187V195H184V194H182ZM181 195V196H182ZM232 195V194H231ZM231 195H229V196H231ZM233 196H236V195H233ZM254 196V197H253ZM75 197V196H74ZM133 197V196H132ZM187 197H189V196H187ZM69 198H70V200H72V201H69ZM261 198V199H260ZM87 199H89L88 197H87ZM86 199V200H87ZM168 199V198H167ZM232 199H234L235 200V198L233 197ZM67 200H68V203H67ZM122 200V199H121ZM156 201H157V199H155ZM165 200H166V198H165ZM247 200V201H248ZM254 200V201H255ZM87 201H90V200H87ZM161 202V201H163V202H161L162 204H163V206H161V203H160V206L159 205H157V203L158 202ZM159 201L156 203V205H155V208L158 210V212H156L157 210L155 209V211H153V212H151L150 214L151 215H142V213H140L139 215L140 216H142V217H144V216H147L148 217V220L150 219V218H152V216H153V220L156 222V225H155V222L153 221V224H154V227H155V229L153 230V231H151L150 229L152 228H154L153 226H151V228L149 229V233H151V236H149L147 233H145V235H147V239L145 240V239H143V238H141V240L138 242V243H140L141 241H142V239H143V241L145 240V243L144 244H142L143 246L146 244V242L147 243H149V241H151V243H155V246H153V244H151V246H153V247H151V248H154V247H156L157 249H158V251H160L159 252V255H160V257L161 258H159V259H161L160 261L161 262H165L166 263V261H167V263L168 264H249V262L250 261H252V260H255V263L256 262H259V264H261V263H263L264 264V239H263V242L261 241L262 240V238H264V236H262L263 235V230H264V224H263V222H264V219H263V217L261 218V214L259 215V214H257V211H256V209L258 210V204L259 203H254L253 201H252V203H254L255 204V208H253L254 207V205H252V204H250L251 203V201L248 203V206L246 207L245 205H247V204H245L246 203V201H245V203H244V201H243V203L244 204H241L240 206H244V207H246L247 209L245 210V209H243V207H242V209L244 210V211H246V212H250V210H249V208L251 207L252 209H253V211L255 212L256 211V214L257 215H255V217H253V214H254V212L252 211V213L250 212L249 213V216L252 218H255V219H253V220H255V222L256 223H254L253 225L254 226H256V224H261L260 226H259V224H258V226H259V228H262V232H260L259 230H261V229H259L257 226V228L259 229H257V228H254L253 226V228H251V229H247L248 227H247V225L248 224H250L251 223V220H249V216H248V214L246 213V212H243L244 213V217L246 216V220L248 219V223L245 225V221L244 220H242V219H245V218H242L241 220L240 219H237L236 221H234V219L232 220V221H230V220H228L227 218H229V217H225V215H220V217H219V215H218V217H217V215H215V220L212 218V216L214 217V214H217L218 213V211H219V209H220V207H222V206H218V204H215L216 205V208L215 209H217V206L219 207L217 210H215V212H214V205L211 207L213 210H211V208H209V210L210 211H208V210H206L207 211V213H210L211 211H213L214 213H213V215H211L210 214V216H209V214H207L205 211V213H206V215H205V213H204V215H203V213H202V215H201V213H193V215H191L192 214V212L193 211H195V209H194V205H192L193 206V211H192V206L190 205V204H188L189 202H184L183 204H181V206L180 205H176V204H173V203H170L171 202V200H170V198L168 199V201H170L169 202V204H173V208H175V209H173V208H171V205L169 206V207H165L164 205L166 204V206H168L169 204H167L168 203V201H167V203H166V201L164 202V200L163 199H159ZM255 201V202H256ZM154 203H155V201H154ZM241 203V202H240ZM159 204V203H158ZM186 204V206L184 207V205ZM220 204V203H219ZM239 204V203H238ZM237 204V205H238ZM262 205H261V207H262V212L264 213V209H263V207H264V201H263V203H261ZM174 205H176V207L174 206ZM183 205V206H182ZM188 205H189V208H191V209H188L189 211H188V215H186V212H187V209H186V207H188ZM223 205V204H222ZM233 205H235V203L233 204ZM159 206V207H158ZM180 206V208L178 209L177 207H179ZM191 206V207H190ZM161 207V208H160ZM165 207V208H164ZM183 207H184V209H183ZM47 207L45 206V208H43V209H46ZM53 208V207H52ZM55 208H56V206H55ZM168 208H171V209H168ZM195 208H198L197 207V205L195 206ZM223 208V207H222ZM221 208V209H222ZM180 209H182V210H184L185 211V209H186V211L184 212L183 211V213H185L184 215L186 216V217H183L184 215L181 213V211L182 210H180ZM48 210V209H47ZM47 210H45L46 211V213L48 214V215H45V216H43V217H45V219H43V222H45L46 223V221H47V223H46V225H44L42 228L43 229H41V238H40V242L42 243V245H44V248H45V252H44V255H45V257H47L46 258V263L44 262L43 264H80V262H81V260L83 261L85 258H86V255H84L83 253L85 252L84 251V248L86 249V250H88L87 248H88V246H84L83 245V239L81 238V236H80V241H79V237L76 235V233H75V236H74V232H71V231H73L72 229H71V223H66L65 221H63L62 219H60V218H62V216H61V214L59 215L58 213H57V209H55L56 210V213H55V211H54V209L53 210H51L52 211V213L50 214V210H48V211H50V212H48ZM164 210V211H163ZM167 210V211H166ZM44 211V210H43ZM162 211V212H161ZM192 211V212H191ZM221 211V210H220ZM159 212H160V214H159ZM178 212H180V214L178 213ZM196 212V211H195ZM156 213V214H155ZM168 213H170V214H168ZM245 213H246V215H245ZM258 213H261V211L259 212L258 211ZM263 213H262V216H264L263 215ZM57 214V215H56ZM103 214L104 213H100L98 216H97V221H95V222H98L99 223V220H100V222H101V220L103 221V217H102V219H100L101 218V216H103ZM157 214H159L160 216L162 215V217H160L159 215H157ZM182 214V215H181ZM198 214H200V216L198 215ZM219 214V213H218ZM252 216H251V215ZM54 215V216H53ZM59 215V216H58ZM165 215H166V217H165ZM208 215V216H207ZM258 215H259V218H257L258 217ZM56 216V217H55ZM61 216V217H60ZM99 216H100V218H99ZM164 216V217H163ZM179 216H180V218H179ZM191 216V217H190ZM203 216V217H202ZM248 216V217H247ZM257 216V217H256ZM160 217V218H159ZM217 217V218H216ZM224 217V218H223ZM92 219H93V221L94 220H96V217H94V216H92L91 217ZM95 218V219H94ZM145 218V217H144ZM143 218V219H144ZM155 218V219H154ZM168 218V219H167ZM175 218H176V221H174L175 220ZM182 218L185 220V221H187V222H185L184 220H182ZM219 218V219H218ZM221 218V219H220ZM222 218H223V220H222ZM171 219H174V220H171ZM179 219H181L182 221H184V223L182 224H178V222H179ZM225 219V220H224ZM230 219V218H229ZM258 219V220H257ZM262 219H263V221H262ZM44 220H46V221H44ZM62 220V221H61ZM78 220V219H77ZM177 220H178V222H177ZM209 220V221H208ZM238 220H240L241 222H238ZM259 220H261V221H259ZM149 221H152V219H150ZM148 221V222H149ZM172 221H173V223H172ZM224 221V222H223ZM244 222V224H242L243 222ZM76 222H78V221H76ZM104 222V224L106 225V220L105 221H103ZM181 222V221H180ZM207 222V223H206ZM254 222V221H253ZM258 222V223H257ZM48 223H49V225H48ZM152 222H149V226L150 225H153V224H151ZM175 223V224H174ZM177 223V224H176ZM76 224H78V223H76ZM76 224H74L75 226H76ZM103 224V223H102ZM104 224H103V226H104ZM252 224V223H251ZM73 225V227H75ZM101 225V224H100ZM177 225V226H176ZM242 226V227H239L238 228V226ZM48 228H47V227ZM185 226V227H184ZM244 226H246L245 228H243ZM72 227V228H73ZM157 227V228H156ZM183 227V228H182ZM159 228V229H158ZM157 229V230H156ZM164 229V230H163ZM252 229H254V230H252ZM255 229H257V231L255 230ZM151 231V232H150ZM157 231V232H156ZM159 231V232H158ZM256 231V232H255ZM259 231V232H258ZM191 232V233H190ZM258 232V233H257ZM47 233V234H46ZM153 233V234H152ZM156 233H159V234H156ZM261 233V234H260ZM162 234V235H161ZM156 235H158V236H156ZM207 235V236H206ZM153 237V238H152ZM47 238V239H46ZM76 238V239H75ZM78 238V239H77ZM145 238V237H144ZM156 238V239H155ZM48 239H49V241H48ZM67 241V242H65V240ZM82 241V242H81ZM142 241V242H143ZM153 241V242H152ZM68 242H70V243H68ZM72 242L74 243V248H73V246H70V245H72ZM80 242V243H79ZM141 242V243H142ZM51 243V244H50ZM156 243H158V244H156ZM164 243V244H163ZM85 245H86V243H84ZM259 244H260V246H261V249H260V246H259ZM76 245H78V247L76 246ZM82 245V246H81ZM150 245V244H149ZM157 245V246H156ZM257 245L259 246V248H257ZM84 246V247H83ZM146 246H147V244H146ZM46 247H48V248H46ZM148 248L150 247V246H147ZM262 247H263V250H262ZM51 248H52V250H51ZM75 248H78L80 251H81V254H80V252L79 251H77V252H79L78 254H80V255H78L77 254V252H76V250H78V249H76L75 250ZM156 248H154V249H156ZM49 249V250H48ZM75 250V252H74V254H73V251ZM156 249V250H157ZM18 251V250H17ZM157 251V252H158ZM20 252V251H19ZM174 252V253H173ZM259 252V253H258ZM50 253V254H49ZM76 253V254H75ZM86 253V252H85ZM129 253H131V254H133L132 252H129ZM130 254V255H131ZM76 255V256H75ZM52 256V257H51ZM77 256H81V258H79V257H77ZM83 256V257H82ZM169 256V257H168ZM178 256V257H177ZM182 256V257H181ZM76 258H79V260H80V262H79V260L78 259H76ZM168 258V259H167ZM177 258V259H176ZM179 258V259H178ZM162 259H163V261H162ZM170 259V260H169ZM171 259L173 260V261H171ZM181 259V260H180ZM252 259V260H251ZM48 260H49V262H48ZM257 260V261H256ZM260 260V261H259ZM85 261V260H84ZM83 261V262H84ZM163 262V263H164ZM174 262V263H173ZM237 262V263H236ZM261 262V263H260ZM254 263V262H253ZM254 263V264H255ZM81 264H83L82 262H81ZM250 264H252L251 262H250Z\"/></svg>", "mask_w": 264, "mask_h": 264}]
</instances>
